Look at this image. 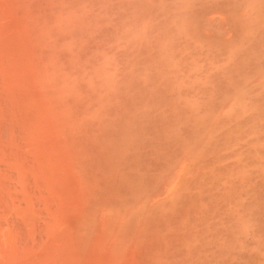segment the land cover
<instances>
[{"label": "bare ground", "instance_id": "1", "mask_svg": "<svg viewBox=\"0 0 264 264\" xmlns=\"http://www.w3.org/2000/svg\"><path fill=\"white\" fill-rule=\"evenodd\" d=\"M24 1H26V0H24ZM43 1L47 2L48 0H42V1H40V3H44ZM50 1H51V4L49 3L50 4V6L48 5L49 7L47 5H45L43 7H48V9H50V7H52L51 5L53 4L54 0L53 1L50 0ZM63 1H65V0H63ZM75 1L76 0H74V2ZM78 1L79 0H77L76 2H78ZM93 1L94 0H92V2ZM105 1H108V0H105ZM114 1H116V0H112L113 3H114ZM120 1L122 3V0H120ZM135 1H137V0H135ZM135 1H133V4ZM161 1L162 0H160L159 3ZM199 1L203 2V0H199ZM214 1L215 0H213V2ZM219 1H221V0H219ZM219 1H218V3H219ZM223 1L220 2L219 4H217V2H216L217 5L214 3H211L210 0H209V2L207 1L208 3L211 4V7H214L213 10L216 9V7L219 8V12H214L215 11L214 10L213 13L211 12L212 15L215 13L216 14L218 13L220 15L215 14L216 16L215 15L212 16L211 13H207L209 15L206 14L207 19H205V22H204L205 25L204 26L201 24V23H203L204 17H205V15L203 13H202L203 14V18H202L203 21H201V19L196 20L199 17V12H200V11H198L199 6H196V7H198L197 9H195L196 7H194V10L198 11V17H197V15H195V13L194 14L191 13V11L193 10V9H191L193 6L192 4L194 2H192V4H190V5H189V3H190L189 1H188V3L185 2V5H187V7L185 5L184 6L186 7V9L187 8L190 9V15L192 14L193 16L196 17V19H194V20H196V22L200 21L201 23L200 22L199 23L203 27L206 26L205 27L206 31L203 32V30L199 31L200 30L199 26L201 27V25L199 23H198L199 25H196L198 27H196L195 29L199 28L198 29L199 36H198L197 30H196V32L193 31V33H192V30L189 28V26H186V25H188L187 24L188 21L185 22L184 24L186 26V30L188 27L189 33L191 31L190 34H194V35H192L193 38L190 37L189 40L195 39L194 38L195 34H196V37L198 36V38L196 39V40H198L200 36L202 37V35H203L202 33H205L204 34L205 35V39H204L205 41L204 42H206L207 38L208 39L211 38L208 41H209V44L210 43L213 44V45L209 46L208 43L206 42L209 48L213 46L212 49H209V53L212 50L211 53H214V54L218 53L217 55H219L220 51H221V53H224L226 48L228 50L232 49L235 45H239V43L241 41L244 43L247 40L250 41V39L252 37V39H251L252 41L250 43H252L253 39H255L254 40V46L257 45V47L260 48L259 49L256 47L258 50L254 49L255 47L249 48L250 49L249 51H253V50L255 51L256 50V52L253 51L255 54L251 52V55L254 57V59L250 58V56H251L250 52L247 55V53H245L241 49H238L237 51L240 50L243 54L244 53L245 54L242 55L241 58L238 57L239 56L238 52L235 49L234 51L237 52V55H235V53L233 55H235V57H238V58H236L237 61L236 60H234V61L238 62L239 66L235 65V63L231 64L232 61L229 60L230 64H231L230 67H228L229 65H227V64H229L228 63L229 61L227 62L226 65L225 64L224 65L222 64L223 66L221 65L222 66L221 68L227 66L226 67L227 69L225 68V71L222 69L223 71L221 73L218 70H216V71L214 70L212 72V70H213L212 68H214V67L213 66H212V68H211V66L209 67V65H207L205 62H203L201 59L200 63L203 62V65H201V67H200V64H199L198 68L196 65V69H194L195 67H193V69H191L189 71L190 73H193V74H189L186 72L189 67H185V66L190 65L191 62L188 63L187 60L186 61L184 60V62L188 63L187 65H185L186 63L184 64V62H183L184 65H182V60H181V63H179V64L174 62L177 58L181 59L179 55L183 51H184V53H186L187 50L185 49V47L187 45V42H189V40L187 39L189 37L188 36L189 34L187 33V35H185V36H188L187 38H185V39H187V40H185L186 42L184 43V41H182L183 46H184L182 52H180L182 49V48L180 49L181 41L179 43V41L177 42V39L174 40L177 43H179V48H178V44H177L176 48H178V50H180L178 52L180 54L176 55L177 53H175V52H177L178 50L175 51L176 49H173V48H175L173 46L176 45V42L172 41V45H171V42L169 41L170 39H168L167 38L168 36L165 35L166 33L168 35V33L170 32V29L173 28V26H171V27L169 26L170 27V29H169V27L167 26V24L170 25L171 23L170 22L168 23L165 20V22L167 23L165 26H167L168 28H165V27H164L165 29L162 28L163 29L162 33H163V31H165V32L167 30H169V31L166 33L164 32L165 34H162L161 38H160V35L157 34L158 31L157 32L155 31L156 27L158 26V24H156V21H155L157 19L156 16L160 17L165 10L160 11L162 13L159 12V14L153 16L155 19L152 18V16H150L148 14L149 13V11H148L147 15H149L151 19H154V22L152 21V23H155V25H157V26H153V27H155L154 28L155 32H153V33L149 30H148L149 31L148 32L147 27H145V29L146 28L147 29L144 32H148L149 36L151 35V36L155 37V38H153L154 41L156 40V34H157V36L159 35L158 38L160 40L157 38L158 40H156L157 42L156 41L155 42L158 43L159 45L160 44L161 45L159 46L160 48L158 47V45H157V47L154 46V45H156V43L154 42L155 43L154 45H153V43H151L152 42L151 40H153L152 37L150 36L151 37V39H150L146 35L147 33H145V35L147 36V39L149 38V40H147L148 43H147V41H146V43L149 44V46L151 45L150 47H148V46H146V43H145V46L148 47L149 49L152 47V45H153V47H156V49L158 48L159 52H157L158 49L155 50L156 53H158V58H159V54L161 52L166 53L165 55H168V53L170 52V57L174 56V58L175 57L176 58H175V60L171 58V60H173V62L171 60H168L169 63L166 62V59H170V57H167L166 59L162 58V59H164L163 61L160 58L162 63H161V65H158L157 62L160 61L159 59L158 60L156 59L157 61H154L155 59H153V58H155V57L150 59L147 56L150 53L149 56L152 57L153 55H151V52H152V54H155V55H156V53L153 50L152 51L150 50L148 53L147 52L148 48L145 47L147 49V51H145L146 49L144 51L147 52L148 54H146L145 52H143V53H145L146 58L148 57L149 60H147V62H145L146 59L144 57L143 58V60L145 59L144 62L145 63H148V61H149V63L153 62L152 64L155 63V65L158 66V68L156 66V69H158V70L161 69L160 70L161 73H158L157 70L153 67L156 71V72L152 73L153 76L156 77V75L158 74L157 75L158 78L154 77L155 80L153 79L154 83L151 80L153 78V76L149 77V75L148 76L146 75L148 78H150V80H148V81H151V82H149L150 85L153 83L154 87H153V84H152V86L148 85L149 88L146 87L148 84L147 78L145 79V81H147V82L144 81L146 83V86H143L141 84L143 86V88L146 87L147 90L149 89L150 91L154 92L153 94H151L152 92L150 93V91L148 92V94L153 95L154 98L153 97L151 98L148 94H146L144 92L142 93L141 92L143 90L142 86L140 87V88H142V90L140 89L141 91L140 90L139 91L134 90L135 93H136V91L141 92V94L138 93L139 96L142 94L143 95L146 94V96L147 95L148 96L145 99H147V98L151 99V102L149 100V102H150L149 105H151V106H149L147 102H145V105H144V106H146L145 108H147V106L149 108V109L147 108V112L143 113L142 112V111H144L143 109H140L141 111H139V110L137 111L138 113L142 112L144 114V116H146V119H144L145 120L144 121V120H142V118H143L142 116H141L142 117L141 118L137 115L142 120V122H140V123L136 122L139 119L134 114H135L136 109L138 108L137 107L138 103L136 104L137 101H135V99L138 98V100L139 99L142 100L141 96L139 98V96L138 97L136 96L137 94L133 93V98H130V100L132 99L131 101L128 99H125V98L123 99L124 101L122 100L123 102L120 100L123 104L124 111H122L119 108L122 111V113H119V114H121L120 116H119V114L116 113V115H118V116H115V117H119V119H120V117L124 116L122 118V121L125 124L122 125L121 127H120V125H121L120 124L119 127H117V128H121L119 133L117 132V128H116L117 135L119 134V136H115V134H112V132H111V119L109 117L111 115V111H112L111 110V104H110L111 100L109 101L108 100L109 98L106 99L104 95L102 96V94L106 95V93H107L106 91H110V89L109 90L103 89V91H102L101 87L99 88V86L105 82L104 80H103V82H101V84L99 86H97L98 84H96V82H95V80H102V79H106L107 81L108 80L111 81V78L109 76H106V75H105L106 77L104 76V78H100V76L103 75L102 71H101L102 73H100V69L103 70V68H104V70H105V68L107 67L106 64L109 61H111V60H108L107 58L104 59L105 57H107L106 52L108 53V51L110 50L109 49L110 47L108 48L109 50L102 52L103 54L100 53V50H104V49H102L103 46H102V48L100 47L101 45H103V42H104L102 40L103 41L102 43H98L97 41H95L96 45L92 46V47H94V48H92L91 45H93L94 43H91V40L94 38H95V40L96 39L98 40V38H100L101 36L99 35L100 37H97V38L94 37L91 40H90L91 37L88 34H85L87 38L83 37L84 35L82 33L84 31H82V28L85 25H83V27H81V30L79 29L80 27L78 28L79 33H81L80 31H82L81 34L83 36L80 34L79 35L83 39L82 38L79 39L80 37L77 39L76 36H78V33L74 32V34L76 33V36H73V37H75L74 40L76 43H78L77 40L79 42L81 40V42L86 43L87 42L86 39H88L90 42L88 41V43H86V45L88 46V44H90V43H91V45H89L88 48L86 47V45H84V48L86 47L85 49L89 50V48L91 47V50H89V51H92L95 48H96V51L99 50L97 48L98 47L97 45L99 44L100 45L99 48H101L99 50V55L102 56V55L106 54V56H103L104 58L101 57V59L106 60V61L108 60L107 63H103V62H101L103 60L99 59V57L97 58L98 60H101V61H99V62H101V64H99V62L96 60L99 64V66H103L102 63L104 64V67L103 68L100 67V69L96 67L97 62L93 61L96 63V64L94 63L95 67H93V69L97 68V69H99V72L96 69L97 70L96 73H98V75L94 72L91 73V75L94 76L96 74L97 77L96 76H94V77L97 79L94 78L95 79L94 80L93 76L90 77L89 74L87 73L89 77H88V79H86V83L84 85L83 82L80 81V76L81 75L84 76L85 74L83 75V73L87 71V69H86V71H84L85 68L83 67L86 64L87 60L84 59L85 64H83L82 67H80V64L83 62H79L78 60H82V57L76 56V55H78V54L80 55V53L82 52V51L80 52L79 50L84 51L85 49L82 48L83 46L82 47L80 46L81 43L80 44L78 43L79 44L78 46H80V48H82V49H79V47H77L78 53L74 52L76 50V49L74 50V48H76V47L73 48L74 51H72L71 48L73 47L72 44L75 42H73L71 44L72 47H70L69 51H72V52L70 53V55L72 53H74V54H73V58L69 59L70 60L69 62L71 64L75 63V64H73L74 66L79 65V67L83 70L80 71L82 74L78 72L80 74V76H78V77L76 76V75H78V74H76L77 72L75 73V71H74V73H75L74 78H77V79H75L77 81V84H76L74 90H72L70 88L71 92L72 91L76 92L75 90L78 89V91H77L78 93L76 92L77 93L76 95H78V96H77V102H76V108H75L77 118H76V121L73 122L72 127L70 128L71 130H69L67 133L68 135H67L66 141L64 140L65 141L64 145H66V152L68 155V159L70 160V165H71L70 167H72L71 174H73V176H72L73 180L71 181V183H69L70 186H66L67 184L64 185V190H62L61 195L63 196L62 199L64 198V201L75 200V202L77 204L75 210L77 213L76 212H75L76 214L74 213L75 210L72 209V207H70V210H69L70 212L67 211V207L65 205H67L68 203H66L63 206L62 202L58 198L61 196H58L57 197L58 200H56V201H60V203L62 205H59L57 207L62 206V208L60 207V209H62V210H59V208L56 207V205H58L59 203L56 204L57 203L56 202L55 203L56 205H55L54 202L52 201L53 199H50V197H48L50 200L47 201L46 198H45L46 199L45 200L43 198L41 192H39V193L37 192V189H39V191H41L40 184L38 185V188L36 186L37 189H35V187H34V185L38 184L36 182L37 179L30 181L32 179V178H30V176L32 177L33 174L30 176H27L31 173L32 170H30V173H29V169L25 170V166H24V170H22L23 167L19 168V166H18L20 164H18V165L15 164L16 161H15V163H13L14 161L12 162V160L16 159V157L14 159L12 158L14 155H13L12 149L10 148L11 149L10 151H12V153L10 152V154L12 156L10 154L9 155L11 156L12 159L7 158L6 160L13 163L12 164V166L14 165L13 168H19L16 170L18 172L21 170L20 173H22L23 171L24 172L28 171V172H26L27 174L23 172L21 174V177L23 178L24 181H25V179L28 178L27 181H25V182H34V183H29V185L31 184L30 185L32 187V188L30 187L31 189L34 188V190H36L35 191L36 194L34 195L30 192L28 193V190L30 188L27 185V183H25V184L27 186L26 189H28V190L20 189L21 192L19 190H17L18 188H21L23 186V184L20 180L17 179L16 175H15L16 178H15V176H13L14 173L12 175L11 170L8 173V177H5L6 174L0 173L1 174L0 177H2L4 175L0 179L3 180L5 178L3 181L8 183L9 186H10L11 181L13 182L14 180L17 179L16 182H18V183L14 182L13 185L11 184V188H10L11 191L10 190L7 191L8 187L7 186L5 187V185H3L5 183H3L2 186L6 188L7 193L4 192V193H2V195L6 194L7 196L6 195H4V196H6L8 198V194H9L8 192L10 191L11 192L10 195H11L13 193L12 186L14 187V185H15V187H14V189L16 188L15 194H17V192L22 193V190L24 193V194L23 193L21 194L23 198L22 197L20 198L21 199L20 202L23 203L22 200L24 201V199L26 197L28 198L27 201L26 200L24 201L25 204L23 203L25 205L24 206L25 208L23 207V204L20 203V204H18V205H20V207H18L17 209H13L14 212H10V213H14V216H13V218H11L12 215H10L9 219L11 218V220L7 221L9 223H5V225L9 226L10 228H6V226L2 227V226H4L3 223L5 221L4 222L2 221L4 219V216L1 217L2 218L1 222H3V223L2 224L0 223V237L14 235L15 237H13V239L16 238L15 240L18 239L19 241H17V243H16V242H14V240H12V244H15V247L13 246L14 248L9 245L10 242L9 243L7 242L8 244L7 245L5 244L4 248H3L4 244L3 245L0 244V258L4 254L8 257V260H9V256H10V258L12 257L9 262H12L14 259H16V261H18L19 257L21 258V256H22L23 260H24V258H26L28 261L30 259V257H32L33 247L38 248L36 246L37 244L41 248L44 247V245H46V247L48 248L49 245H52L51 241L59 239L64 234L63 230L61 231L62 233L60 232L61 229H59V228H61L62 226L59 227V224L58 225H57V223L55 224L56 228L59 227L58 231L55 227H53V225H52L53 228L47 226L48 229L51 228L50 230H52V229L56 230V232H54L55 230H52L53 233H51L49 231H48L49 233L46 231L43 232L45 230L44 228H47V227H45V225H43V227L37 226V222L39 224L38 220H39V218H41L40 216L42 214L45 215L44 211H47V209H52V210H54V212L50 210L49 211L50 213L48 211L46 213L50 214V216H54L53 218H55V215H51V214L57 213L55 211H59L58 214H56L59 216H61V214H59V213H61V212H62V214L65 213L64 215H66V218H67V215L69 216L70 213H72V210H74L73 214H75V217H71V219L69 217V219L71 220V223L73 221H75V222H73L74 225L70 224L71 226L73 225V227H71V229H70V226H69V228L67 227L69 230L66 232H65V228L62 227L64 229L66 236L64 235L62 237V239L57 240V242L60 241V244H62V246L58 245V243L56 244L55 242H53V244L54 243L56 244V245L54 244L56 248H54L53 245L49 247V248H51V250H52V247H53V249H57L56 251L54 250L56 253H54L53 250H52V252L49 251L50 253H54V255L56 256V257L55 256L54 257L56 259L54 258V260H52L51 257H48V256H47L48 258H46L45 255L42 254L43 256H39V255L37 256V258H38V260H37V258L34 257L35 256L34 255L33 256L34 258H31L30 262L29 261L25 262L26 264H28V263L31 264V262H33V264H34L35 261H37L36 263L38 264L39 263L38 261L40 260V258L42 260L43 257L46 258V260H45V258L43 259L46 261V264H48V263L53 264L52 261L54 262V264L60 263V260H62V259H63L62 261H64V262H66L68 260L69 264H264V106L262 105L264 103H262V101H261V100H264V75H261L259 77L256 76L257 74L260 73L259 70L264 71V0H256V1L254 0V3L257 2L256 6H255V4L253 5V4L249 3V2L253 3V0H249V2H248L251 6L246 2L247 3L246 6L250 7V9H253V8H251L252 5L256 7L255 11L254 10H253L254 12L252 11L254 20L251 19V17L248 18L249 16H246L245 15L246 13H243L244 9H246V10L249 9L246 7L244 8L245 3L243 5V0H240V1L238 0L237 5L235 4L236 2H234V4H232V6L230 4L231 2L233 3L232 0L230 3H229V0H226V1H228V3L225 2V0H223ZM234 1H236V0H234ZM241 1H242V3H240V4L243 5L242 7L244 8L242 11L240 10V9H242V7L238 8V6H241L239 4V2H241ZM26 2L27 3L23 2L25 4V5L24 4L23 5L25 8H28V10L31 9V5L35 3V1H33V0H32V3H30L29 0H27ZM57 2L54 3L57 6L62 3V2L59 3L60 2L59 1L57 4ZM67 2H69V1L66 0V3ZM74 2L73 3L69 2L68 4L69 5L71 3L76 4V2L75 3ZM84 2H86V0H84L82 4H84ZM87 2H89V0H87ZM94 2H98V1L95 0ZM94 2H93V6H91V8H89V9H88L89 6H87V5H89L91 3V1L89 2V4L85 5V7H87V9L90 10L89 13H91V11L95 12L97 10V8H100L101 6H102V8L104 7L105 9H107L108 3H109L108 2L107 5H106V3H104V5H106V7H105L103 5H100V3L102 4V1L100 0V2H98L100 7H96V9H95ZM112 2L109 3V6ZM124 2L125 1H123V3ZM139 2L140 1H138V3L136 2L137 4H135V6L139 5L141 7ZM144 2L142 1V3H144ZM146 2H147V0H146ZM150 2H151V4L153 3V1H150ZM167 2L165 4H168ZM171 2H172V0L170 1V3ZM175 2L177 3L176 0H175ZM180 2L182 4H184V2H182L181 0L178 1L179 4H180ZM202 2H200L198 4L194 3V6L200 5V8H203L204 5H207V2H205V0H204V3H202ZM15 3L18 4L17 2H15ZM36 3H37L36 9L33 8V6H34L33 5L32 6L33 9H31V10L32 11L37 10V8H38L37 11L38 12L41 11V13H43L42 11L45 9L44 13L46 12V14L43 13V15H46V16L48 15V17H49V14L51 15V13H53V12H55L54 14L58 15L56 12L59 11L60 9L62 11V9H63V8H61V7H63V5L62 6L59 5V6H61L60 9L56 8L57 9V11H56L55 8H53V9L51 8L52 11L50 12V11H46V10H48L47 8L39 7V5L40 6H42V5L39 4L38 1ZM63 3L65 4L64 6L68 7V4L66 5L65 2H63ZM128 3L125 2L123 5H121L120 3L119 4L122 6V9H123V8H125L123 6L128 5ZM155 3H153L154 6L156 5V6H158V8H162L161 5H163V7H164L163 2H162V4H159L161 7H159V5H157ZM173 3L170 5L168 4V5L170 7H172ZM176 3H174V5L178 6ZM26 4H27V6L29 4L30 7H26ZM47 4H48V2H47ZM146 4L147 3H145V5ZM202 4H203V6H202ZM210 4L207 5V8L209 7ZM223 4H224V6H223ZM116 5L118 6V4H116ZM130 5L132 6V4H130ZM130 5H128V6H130ZM147 5H149V4H147ZM229 5H230V7H228ZM233 5L235 7H233ZM14 6H16V5H14ZM71 6H73V5H71ZM76 6H79V3H77ZM121 6H119V10H120ZM167 6H165V7L168 9L169 7H167ZM176 6H174V8H172V9H177V8H175ZM10 7H11V5H10ZM24 7H23V9H24ZM80 7L73 9V11H76V9H77L76 16H77L78 12H80V14H81L80 9L84 8V10H85V7H83L81 5H80ZM142 7H144V6H142ZM182 7L183 6H181V8ZM211 7H209V8H211ZM40 8H42L43 10H40ZM72 8H70V6H69V8H67V9L72 10ZM92 8H94V10ZM128 8L129 7H127V10L121 9L125 13V15H127L125 10L128 12V10H129ZM131 8H130V10H131ZM151 8L153 9V7H151ZM151 8H149V10ZM112 9H113V7H112ZM114 9H115V6H114ZM169 9H171V8H169ZM203 9L202 10L200 9V10L203 11ZM71 10H70V12L72 13ZM109 10H110V8L107 11H109ZM116 10L118 11V9H116ZM116 10L115 11L113 10V11L117 12ZM153 10H151L152 13H153ZM156 10H158V9H156ZM156 10H154V11H156ZM171 10H169V11L171 12ZM182 10L183 9L180 10L181 14H182ZM15 11H14V14H15ZM22 11H24V10H22ZM37 11H36V13H37ZM158 11H157V13H158ZM169 11H165V13L168 12V14L170 15L171 13ZM184 11H185V8H184ZM206 11L208 12L209 10L206 9ZM48 12H50V13L47 14ZM63 12H64V10H63ZM83 12L84 11H82V13ZM86 12L87 11H85V14H86ZM96 12H98V10ZM100 12H101V10H100ZM120 12H117L118 15L123 14V12L122 13H120ZM132 12H134V11H132ZM146 12H147V10H146ZM174 12H175V10H174ZM186 12H185V14H186ZM194 12H196V11H194ZM34 13H35V11L32 12V14H34ZM66 13H69V12L66 11ZM95 13L93 14V16L100 14L99 12H98L99 14H95ZM105 13H107L106 10H105ZM117 13H115V14L117 15ZM134 13H136V12H134ZM143 13H145V12H143ZM165 13H164V16L166 15V19H168L169 15L167 17V14H165ZM178 13H179V11H178ZM178 13L176 14V17L178 15ZM187 13L189 14V12H187ZM101 14H103V13H101ZM181 14H179V15H181ZM202 14L200 12V17H202ZM248 14H249V12L247 13V15ZM39 15H40V13H39ZM41 15L39 16L41 18L37 17V19L39 18V20H42L43 19L42 17H46V16H41ZM64 15H61V17L58 15V17H60V19H61L62 16L64 17ZM69 15H71V14L69 13ZM87 15H89V14H87ZM87 15H86V19L83 18L82 21L87 20V18H88ZM108 15H109V13H108ZM110 15H112V13ZM125 15L123 14V16H125ZM131 15L134 16L133 14H131ZM251 15H252V13H251ZM34 16H36V14ZM37 16H38V14H37ZM72 16L76 17L75 15H71L69 17H72ZM106 16H104V17H106ZM137 16H139V15L137 14ZM140 16H142V15H140ZM174 16H175V14H174ZM174 16H170V17H173V19L170 18L171 22L174 20H179L180 16H178V19L176 17H175L176 19H174ZM193 16H189V18H195ZM209 16H210V18H209ZM48 17H46L47 20L50 19L52 16L49 18ZM54 17H52V18H54ZM84 17H85V15H84ZM99 17H101L103 19V15H101V16L99 15ZM114 17L112 16V20H114L116 22V20H117L116 17L120 18L121 16L120 17L116 16L115 17L116 20L113 19ZM126 17L127 16H125V18ZM184 17H186V15ZM184 17H182V18H184ZM26 18H28V17H26ZM90 18L92 19L91 15H90ZM90 18H88V19H90ZM95 18L96 19H93L94 21L98 20L97 16H95ZM106 18L109 19L111 17H106ZM106 18H105V22H106ZM127 18H129V19H127V22H124V23H121L123 21V20L121 21L122 18H120L121 22L119 21V19L117 21H119V23L121 25L123 24L125 26V27L122 26L123 28L128 29L129 26L127 24H130V23L133 24L132 21H130L131 20L130 19L131 18L130 13H129V16ZM134 18H135V16H134ZM134 18L132 20H134ZM140 18H139V20L142 21L143 18L142 17H140ZM162 18L157 19V23H159L158 22L159 20L164 19V18L163 19ZM189 18L186 17L184 19V21L188 20ZM247 18L250 22L251 21H253V22L248 23L249 21L247 20ZM100 19L98 20L99 23H100ZM137 19H138V17H137ZM145 19H147V16H144V19L142 21L144 25H146V23H144ZM27 20H29V18ZM30 20H32V19H30ZM50 20H53V19H50ZM56 20H54V21H56ZM66 20H64V23L67 22ZM80 20H81V17H80ZM128 20L130 23H128ZM107 21H109L108 23L110 24V19ZM114 21L112 22L113 27L116 24ZM135 21H133V22H135ZM189 21H192V20L189 19ZM30 22H32V21H29V23ZM42 22L41 23L43 25L46 21H42ZM75 22H77V21H75ZM102 22L103 21L101 20V23ZM142 22H139V23H141V25H142ZM145 22L149 23V20H145ZM163 22L164 21H162V23ZM179 22H181L183 24V20L181 21V18H180ZM32 23H30V25H32ZM52 23H53V21H52ZM90 23H89V25H91L90 28H93V27L97 28L98 27V26H96L97 21L95 22V25H92ZM99 23H98V25H99ZM108 23H106V24H108ZM160 23H159V25L162 26V24H160ZM175 23L176 24H174V26L181 24L178 22H175ZM191 23H190V25H191ZM36 24H37V22H36ZM58 24H61V23H58ZM58 24H55V25H58ZM75 24H77V23H75ZM80 24H82V23H80ZM80 24L78 23V26H80ZM163 24H165V23H163ZM182 24H181V26H182ZM38 25H40L39 22H38ZM62 25L63 24H61L60 27H62ZM119 25H117V26H119ZM144 25H143V27L142 26L141 27L144 28ZM192 25L193 26H190V27H195L194 23ZM252 25H253V27L255 26V28H252ZM50 26H52V25H50ZM72 26H74V25H72ZM75 26H77V25H75ZM75 26L72 28H74V30L76 31ZM87 26H86V28H89V26L88 27ZM126 26H128V27H126ZM134 26H136V25H134ZM146 26H148V25H146ZM161 26H159L157 28H161ZM181 26H180V28H181ZM185 26H182V28L183 27L185 28ZM38 27H39L38 29H40V26H38ZM43 27L46 28L45 25L42 26V28ZM58 27H59V25H58ZM100 27L101 26H99V29H100ZM122 27H121V29L117 28V31H118V29H119V31L122 30L123 29ZM137 27H140V26H137ZM148 27H150V24ZM151 27L149 28L150 30H151ZM203 27H201V28L203 29ZM59 28H58V30H59ZM65 28L67 29V27H65ZM107 28L106 29L104 28L106 30V32H110L113 29L111 27L112 29L111 30L108 29L110 31H107ZM182 28H181V30L184 29V28L183 29ZM205 28H204V30H205ZM131 29L133 31L134 27H132ZM131 29L129 30L130 33H131ZM177 29H179V28L177 27L175 29V33H178V35L182 34L180 36V37H182L183 33L180 30L181 34H179L178 31L176 32ZM192 29L194 30V28H192ZM251 29H253V31H255V33H252L253 31ZM40 30H38V32ZM55 30H57V29H55ZM67 30H69V27ZM143 30H141V31H143ZM186 30L184 29V31H186ZM49 31H52V30H49ZM70 31H72V29ZM90 31L96 32L93 29ZM117 31H115V32H117ZM122 31H123V33H125V35L128 32L126 29H124ZM122 31H120V32L122 33ZM124 31H127V32H124ZM138 31H140V30H138V28H137V32ZM1 32L2 31H0V33ZM59 32H60V30H59ZM62 32L65 34L64 31H62ZM87 32H88V30H87ZM94 32H90V33L94 34ZM106 32L103 31L101 33L107 34ZM112 32H114V31H112ZM112 32H110V34H112ZM135 32L136 31H133V33H135ZM150 32L152 34H150ZM171 32L174 33V30L172 29ZM171 32L169 34L173 38L177 36L175 34L172 35ZM249 32H251L250 35H249ZM4 33H6V32H4ZM51 33H53V32H51ZM99 33H100V31H99ZM133 33H131V34H133ZM158 33H160V31ZM45 34H47V33L45 32ZM56 34H54V35H56ZM67 34L68 33H66V35ZM74 34H72V35H74ZM96 34H97V32H96ZM116 34L120 35V34H118V32ZM153 34H155V36ZM253 34H254V38H253V36H251ZM54 35H52L51 37H53ZM59 35H61V33ZM114 35H115V33H113L112 37H114ZM121 35H123V34H121ZM136 35L138 36L137 33L134 36L136 37ZM163 35L166 36L165 39H163L164 38ZM248 35H249V37H248ZM48 36H50V35H48ZM69 36L71 37V34ZM94 36H95V34H94ZM128 36H129V34L127 36H124V37H128ZM132 36L130 35L129 37L132 40L133 39L135 40V37L133 38ZM55 37L57 38V36H55ZM62 37L64 38V35H62ZM116 37H118V36H116ZM116 37H114V38H116ZM124 37L121 36L118 38L123 40L122 41L123 44L125 43V45H123V47H126V49L129 50V48L131 47V44H133V43L129 41V39H130L129 38V39H126L127 40L126 42L128 44L130 42L131 44L130 45L126 44V42H124L125 41ZM68 38L66 39L68 41L73 39V38H69L70 39L69 40ZM101 38H104V40L107 43V39H105L106 37H103V35H102ZM107 38H108V36H107ZM118 38L116 41H119ZM212 38L218 39V42H219V40L222 41L221 47L219 46V43H217L218 47L215 46L216 49L220 48L218 50V52H216V53L214 52V51H216V49L214 47V43H213L214 40L211 41ZM60 39H62V38H60ZM109 39L111 42V37H109ZM136 39H137V37H136ZM162 39L163 40L168 39L167 41H169V42L163 41V43L164 44L169 43L171 46L169 44L168 45H169V48L171 50L168 48V49H165L164 51L160 52V49L162 50V47H163V49L166 48L164 44L159 42ZM200 39L203 40V38H200ZM245 39H247V40H245ZM11 40L12 39H9V41H11ZM54 40H56V39H54ZM82 40H86V41H82ZM182 40H184V37ZM196 40H195V43L196 42L199 43L201 41V40L200 41H196ZM62 41H63V39H62ZM135 41H134V43H135ZM149 41L151 44L149 43ZM249 41H247V42H249ZM54 42H57V41H54ZM64 42H62V43H64ZM92 42H94V40H92ZM110 42L108 40L107 45H109ZM191 42H192V40H191ZM236 42L238 44H236ZM3 43H5V42H3ZM36 43H38V44L40 43V45H42L41 42H36ZM52 43H53V41H52ZM228 43L230 44V46H231V43H233V44L235 43V45H233L231 48H229L230 46L225 47V45L228 46ZM30 44H31V42H30ZM38 44H37V46L39 47ZM46 44H48V42H46ZM53 44L55 46V43H53ZM194 44H192V45H194ZM203 44L202 45L199 44L197 46V49L199 48L198 50H196L197 52L203 48L202 47ZM58 45H59V42H58ZM107 45H106V48L108 47ZM127 45L130 47H127ZM168 45H167V47H168ZM192 45H190L192 48V51H191V49H188V48H190V47H188V45L186 48L188 50H190L191 52H193V54L194 53L196 54L197 52H194L195 50L193 51V49L196 48L197 44L194 47ZM200 45L202 48L199 47ZM207 45H204V47L206 46L205 49H207V51H208ZM243 45L244 44L242 43V47H243ZM247 45H249V44H246L245 46L247 47ZM1 46L2 45H0V47ZM42 46L46 47V45H44V44ZM61 46L64 47V45H61V42H60L59 47H61ZM75 46H77V45H75ZM250 46L251 45H249V47ZM52 47H53V45H52ZM239 47H240V45L238 46V48ZM242 47H240V48H242ZM19 48H20V46H19ZM56 48H57V46H56ZM235 48H236V46H235ZM243 48H245V47H243ZM7 49H8V47H7ZM46 49H48V47ZM52 49L50 48V50H52ZM54 49H55V47H54ZM35 50H38V48ZM88 50H85L86 53L89 52ZM166 50H170V51L167 53ZM228 50H226V53L230 52ZM40 51H41V48L39 49V52ZM44 51H46V50H44ZM52 51L54 52V50H52ZM52 51H49V52L53 53ZM58 51H59V49H58ZM69 51H68V49H66L65 53L68 54ZM113 51L111 50L112 54H113ZM121 51H122V53H125L126 50L122 49ZM190 51H187V54L190 53L188 55H191ZM200 51H199V54H200ZM240 51H239V53H240ZM245 51L247 52V50H245ZM0 52H3V51H1V48H0ZM21 52H22V50H21ZM116 52H118V51H116ZM130 52H131L130 50H129V52H127V53H129V56L131 54ZM45 53H43V54L46 55ZM56 53H57V51H56ZM75 53H77V54L75 55ZM83 53H81V54H83ZM89 53L86 55V58H89V56H90ZM122 53L118 52L117 55H116V53L113 55L117 56V60L119 61L118 63H121L124 65V63H126L127 61L130 62V61L129 60L123 61L124 60L123 58L128 57V56H126L128 54L125 53L126 55L124 54L125 56L124 57L122 56L123 57L122 59L119 58L121 60V62H120L118 57H120L122 55ZM162 53H161V55H162ZM164 53L162 55L163 57H164ZM211 53L207 55L208 59H209V56L212 57ZM221 53H220V55H221ZM231 53H233V51ZM66 54L62 58L67 62L66 63L67 66H69V65L71 66V64H69V62L67 61L68 58H70V55L68 57ZM93 54L94 53L92 52L91 56ZM199 54L197 57H199ZM201 54L202 55L205 54L204 56H202V58L206 57V52L205 53L202 52ZM8 55H6V56H8ZM59 55L61 56V54H59ZM227 55L225 56V54H222V56H225L224 60H226V61L228 59ZM231 55L232 54H230V56ZM74 56H76V57L74 58ZM182 56H184V54H182ZM185 56H186V54H185ZM10 57H11V55H10ZM10 57H7V58L10 59ZM65 57H67V60ZM78 57L81 59H79ZM108 57L110 59V55H108ZM186 57L184 59H186ZM189 57H192L191 60H193V61L196 58V56H193V55L188 56L187 58H189ZM217 57H219V56H217ZM233 57L234 56H232L231 58H233ZM43 58H45V56ZM47 58H45V60L50 61L48 56H47ZM57 58H59V60H60L61 57H57ZM62 58H61V60L63 61ZM93 58H95V57L93 56ZM212 58H214V57H212ZM212 58H210V61H212V63H214ZM220 58H222V57L220 56ZM74 59H76V62L78 61V63H80V64H78L76 62H71L72 60L75 61ZM90 59H91L90 61H92V57ZM238 59H239V61H238ZM59 60H56V61H59ZM216 60H217V58H216ZM218 60H219V58H218ZM218 60H217V64L221 63V62L218 63ZM221 60H223V59H220V61ZM47 61H45V62H47ZM62 61H61V63H62ZM88 61H89V59H88ZM122 61L124 63H122ZM138 61L140 62V60H138ZM188 61H190V59ZM196 61H197V63L199 62L198 58ZM226 61H224V63ZM13 62L17 63V61H13ZM42 62H44V61H42ZM42 62L40 64H42ZM52 62L51 63L47 62V63H49L51 65V64H53ZM115 62H116V64H118L117 61H115ZM128 62H127V64H128ZM14 63H13V65H14ZM61 63L59 66H61ZM131 63H132V61H131ZM88 64H93V63L88 62ZM109 64H107V65L110 66ZM121 64L115 65V67L117 66V69H119V68L124 69L125 68V70H126V67H125L126 64L124 67L122 65V68L119 66ZM152 64H148V65L150 66ZM54 65H55V63L53 64V66ZM63 65H65V64H63ZM145 65L146 64H144V66ZM205 65H207V67H208V68L206 67L207 72H208L209 68L212 70H211V73H208L206 76L204 75L205 78H202L204 80H202V79L200 80L198 78V76L201 75L202 72H206V71H202V66L205 67ZM219 65H217V66H219ZM89 66H91V65H89ZM149 66L146 65L147 69L150 68V70H151L152 67H149ZM6 67H7V65L5 66V68ZM73 67L71 66L70 69ZM85 67L88 68L87 65ZM146 67H145V69H146ZM190 67L192 68V66H190ZM46 68H48V66ZM51 68H49V69H51ZM59 68H55V69L59 70ZM61 68H62V66H61ZM91 68L92 67H90L89 69H91ZM142 68H143V65H142ZM216 68L219 69V67H216ZM39 70H40V68H39ZM72 70H74V68ZM150 70L148 69V71H150ZM203 70H204V68H203ZM61 71H58V72H61ZM65 71H66V69H65ZM67 71H68V69H67ZM82 71H84V72H82ZM106 71H110V72H106ZM106 71H104V72L108 73V75L110 74V76H111V69L108 68V70L106 69ZM123 71L121 70V72H123ZM49 72H47L48 75H49ZM69 72L72 73L71 71H69ZM69 72H67V73L69 74ZM118 72L120 73V70H118ZM4 73L6 74L5 71H4ZM4 73L2 75H4ZM56 73H57V71H56ZM99 73L102 75H100ZM145 73H143V76H145L144 75ZM262 73H264V72H262ZM262 73H260V74H262ZM9 74L8 75L6 74L7 78H5V79H8ZM57 74H59V73H57ZM116 74H117V72H116ZM52 75H53V73H52ZM126 75H127V73H126ZM51 76H50V78H51ZM56 76H54V77L56 78ZM117 76H118V74H117ZM124 76H125V74H124ZM124 76L121 78H125L124 81H126V78H128L127 77L128 75L125 77ZM185 76H187V77H185ZM201 76L203 77V75H201ZM42 77H43V75H42ZM46 77H48V76H46ZM68 77H70V76H68ZM107 77L110 79H107ZM257 77L259 80L257 79ZM50 78H47V79H50ZM82 78H85V77H82ZM82 78H81V80H82ZM9 79L11 80V78H9ZM38 79H40V78H38ZM38 79H36V80H38ZM41 79H43V78H41ZM53 79H52V81H53ZM68 79H70L71 82L74 81L71 78H68ZM131 79H132V77H131ZM135 79L136 78H134V80ZM57 80H59V79L57 78ZM57 80L53 81V82L57 83ZM83 80L85 82V79H83ZM9 81H8L7 85H9V83H10ZM78 81L81 82L80 85H79ZM110 81H108L109 83H107V82H105V83L111 84ZM121 81L119 80L118 82L120 83ZM2 82H3V80H2ZM50 82H48V84L52 85V83H50ZM58 82H60V81H58ZM54 83H53V85H54ZM65 83H63V85ZM73 83H75V82H73ZM131 83L132 82L130 81V85H131ZM45 84H46V82H45ZM70 84H72V83H70ZM107 84L105 86H107ZM120 84L122 85L123 81ZM135 84H137V82H135ZM12 85H13V83H12ZM43 85L44 84L42 83V86ZM49 85H48V88H49ZM61 85H60V88H61ZM72 85L74 86L75 84H72ZM77 85H79V86H77ZM128 85H129V83H128ZM65 86H68V85H65ZM108 86L110 87L111 85H108ZM9 87H11V86L9 85ZM12 87H14V85ZM58 87H59V85H58ZM152 87L155 90L154 89L152 90ZM20 88L18 89V93H19ZM15 89L13 91L14 93H15ZM23 89H24V86H23ZM100 89H101L102 93L100 92ZM132 89H134V88H132ZM45 90H48V89H45ZM54 90H56V89H54ZM104 90H106L105 93H104ZM147 90H145V92ZM8 91H11V90L5 91V92H7L8 96H9L10 94L8 93ZM16 92H17V90H16ZM66 92H68V91H66ZM37 93H40V91ZM116 93L118 94L119 91ZM0 94H2V93H0ZM15 94H17V93H15ZM15 94H13V95L15 96ZM69 94H70V92H69ZM134 94L136 97L134 96ZM66 95H67V93H66ZM4 96H5V94H4ZM14 96H12L11 105H13V103H14L13 107H16L17 104L21 105L19 103H17L15 105V102H17V100H15L13 102ZM47 96H49V95L47 94ZM6 97H7V95H6ZM10 97L11 96H9L8 98H10ZM55 97L57 98V96H55ZM116 97H118V96H116ZM134 97H135V99H134ZM16 98H19V97H16ZM22 98H24V97H22ZM49 98H51V97H49ZM3 99H4V101H6V104H5V102L4 103L0 102V106L5 104L4 106H2V108L4 107L5 110L3 111L1 109V107H0V109L4 113H6L7 111H9L8 108L5 107L6 105L8 106L7 103H8L9 99L7 100L5 97L0 98V100H2V101H3ZM145 99H144V101H148ZM120 101H119V103L118 102H116V103H118V105H120V107H121L122 104H120L121 103ZM134 101H135V103H134ZM259 101H261L260 102L261 104L258 103ZM22 102H20V103H22ZM146 103H147V105H146ZM256 103H258V104H256ZM135 104H136L137 108L134 111L133 107H135L134 106ZM18 105L15 109L19 108ZM140 105H142V103H140ZM140 105H138V106L140 107ZM6 108H7V110H6ZM10 108L11 109L9 112H11V110L14 109L12 107H10ZM23 108H21V109H23ZM115 108H116V110L118 109V107H116V106H115ZM140 108H143V105ZM120 110H119V112H121ZM130 110H132V111L130 112ZM13 111H15V110H12V113H13ZM4 113H3V115H4ZM12 113H11V115H13ZM112 113H113V111H112ZM142 113H140V115H143ZM7 114L9 115V113H7ZM113 114H115V113H113ZM106 115H108L109 118ZM129 121L131 123H129ZM0 125H1V122H0ZM9 126H10V124H9ZM114 126H116V124ZM0 127H1L0 130L3 129L2 125ZM114 128L115 127H113V129ZM2 132H4V131H2ZM12 132L14 133V130ZM114 133H115V131H114ZM111 134L114 135L112 138V141H111ZM6 136H8V135L6 134ZM6 136H4L3 138H6ZM3 138L2 139L0 138L1 142L3 140L4 141L7 140V139H3ZM8 139L10 140V137ZM9 140L6 142L10 143ZM2 144L0 147L4 148L5 144H3V145ZM17 144H18V142H17ZM12 145H14V144L12 143ZM27 145H28V143H27ZM6 147H7V145H6ZM15 148L16 147H14V149ZM6 150H7V148H6ZM6 150H5V148L3 149V151H5V152H6ZM5 152H3V153H5ZM0 155H1V152H0ZM3 155H1V156H3ZM15 156H17V155H15ZM15 165L18 167H16ZM59 167H60V165H59ZM33 171H35V169H33ZM9 174L12 175L13 180L11 178V175L9 176ZM24 174H26L25 176L27 178H24L25 177V176H23ZM35 174H36V172H35ZM37 175L38 174H36V176ZM69 178L67 180H70ZM7 179L10 180V183L8 182ZM38 179H39V177H38ZM0 182H1V180H0ZM35 182L37 184H35ZM18 184H21L22 186L20 185L21 187H18L19 186ZM46 186H47V184H46ZM48 187H49V185H48ZM22 188H24V186ZM46 188L47 187H45V189ZM0 189H2V188L0 187ZM47 189L44 190L45 196L48 194ZM58 190H60V189H58ZM2 192H3V190H2ZM37 193L39 194V196L41 195L42 201L44 200L46 203L48 202L46 204L43 201L44 203H42V209H45L44 206H46V207L48 206L47 209L43 211L41 209V205H40L41 203L38 206L39 200L38 201L36 200L38 202L37 206L41 210V212H40L41 215L39 217L37 216V215H39V214H37L38 208L35 209L36 206L34 205L35 210H32L33 207L29 206V204L31 202H34L33 200H35V197H33V199H32V196H36ZM52 193H54V192H52ZM15 194L14 193L12 194V195H14L13 197H15ZM25 194H28V195L26 196ZM10 195H9V197H10ZM12 195H11V197H12ZM23 195L26 197L24 198ZM58 195H59V193H58ZM17 196H19V194H17ZM3 197L1 196L0 198H3ZM5 198H3V200L2 199L0 200L1 206H2ZM36 199H38L37 196H36ZM7 200L10 201L9 198ZM14 200L15 201H13V202L16 203L17 202L16 197L14 198ZM6 201L3 204L2 210L6 209V211H7L6 206L8 205L12 208V206H11L12 203L8 204V201H7V203H6ZM28 201H31V202L26 204V202H28ZM50 201H52V202H50ZM17 203H19V202H17ZM73 203H74V201H73ZM49 204H51V206ZM52 204L55 205L56 208H54V206ZM30 205L33 206V203H31ZM49 206L52 208H49ZM13 207H15V204ZM0 209H1V207H0ZM8 209H9V207H8ZM56 209H58V210H56ZM63 209H65L66 212ZM63 211H64V213H63ZM32 212L34 213V215ZM64 215H62L61 217L57 216L58 220L55 222H58V221L60 222L59 219L62 220V217ZM34 216L38 217L37 221H35ZM45 216H43V217H45ZM71 216H72V214H71ZM51 218H48V219H50V221L48 219L43 218V219L47 220L44 224L48 225V222H51ZM72 218H75V220ZM6 219H8V218H6ZM65 220H67V219H65ZM63 221L64 220H62V223H60V225L61 224L67 225L66 223H63ZM55 222L53 221V223H55ZM68 222H70V221H68ZM40 224H42V223L40 222ZM64 227H66V226H64ZM36 233H37V235H36ZM39 233H42V234L46 233V234H44L45 236H42V237L43 238L46 237V239L48 238V240H49V238H51L50 239L51 243L50 242L48 244L43 243V240H45V239H41L42 237ZM58 234H59V236H58V238H56ZM35 235L37 236V239H36ZM38 236H39V238L41 237L40 239L42 241L39 240ZM6 238H8V237H6ZM8 240H10V239H8ZM61 240H62V242H61ZM36 241H38L39 243ZM9 246L12 247L13 250L17 251L19 254L15 252V255H19V256L10 255V253H12V249ZM57 246H59V247H57ZM8 247L10 248V251H9ZM46 247L42 248V249H45L44 251H46V249H47ZM36 248H34V253L38 252V251H35V250H37ZM49 248H48V250H50ZM59 251L62 252V254L65 253L64 255H67V256L66 257L63 256ZM6 252H10L9 256L7 255ZM40 252H41V250H40ZM42 252H43V250H42ZM46 252H48V251H46ZM57 253L59 255H61L62 259L60 258V256ZM6 256H4L5 257L4 264L5 263L8 264V260H7V262H5L7 259ZM14 257H17V258H14ZM49 258L52 261L50 260V262L49 261L47 262V260H49ZM57 258L59 259V262H58ZM64 258L65 259L68 258V259L65 260ZM22 259H20L21 261L18 262V264H23V263H21ZM32 259H33V261H32ZM14 261L12 262L13 264H14ZM45 261H42L43 264H45ZM0 264H2V263L0 262Z\"/></svg>", "mask_w": 264, "mask_h": 264}, {"label": "rangeland", "instance_id": "2", "mask_svg": "<svg viewBox=\"0 0 264 264\" xmlns=\"http://www.w3.org/2000/svg\"><path fill=\"white\" fill-rule=\"evenodd\" d=\"M10 1H11V2H10ZM21 1H22V2H21ZM26 1H27V0H26ZM26 1H24V0H19V1H18V0H17V1H16V0H0V27H1V28H0V31H2V32L0 33V40H1V41H0V45H2L0 48H1V51H3V52H0V53H1V54H0V64H1V65H0V68H1V69H0V70H1V71H0V72H1V73H0V75H1V76H0V83H1L2 80H3V82L0 84V89H1V90H0V93H2V94H0V98H4V97H5V98L7 99L9 96H11L10 98H8L9 100L7 99V100H8V103H7L8 106L6 105L5 107H7L9 111H10V109H11L10 107L14 108V109H12V110H15V111H13V113H12V110H11V112L7 111L6 113H4L3 111H4L5 109H4V107L2 108V106H4V105L6 104V101H4V99H3V101L0 100L1 103H4V102H5V104H3V105L1 104L2 106H0L1 109L3 110V111H1V109H0V122H1V125L3 126V127H2L3 129H1V130L4 131V132H2V131L0 130V138L2 139L4 136H6V134L10 137V140L8 139V138H9L8 136H6V138H3V139H7L6 141L9 140L10 143H9V142H6V141H4V140L1 142V140H0V146H1V144L3 143V144H5V145H4V146H5V147H4L5 150H6V148H7V150H6V152H5V151H3L4 148H1V147H0V148H1V149H0L1 155L4 154L3 156L0 155V157H1V158H0V159H1V160H0V162H1V163H0V168H1V169H0V173H1V174H6L7 176L5 175V177H8V173H9L10 170H11L12 175H13V173H14L13 176L16 175V176H17V179L20 180V181L22 182L23 186H24V188H22L23 186H22L21 184H18V185H19L18 187H21V186H22V187H21V188H18L17 190H19V191H20V189L28 190V189H26L27 186H26L25 183H27V185L29 186V188L31 187V186H30L31 184L29 185V183H34V182H25V181H27V179H28V178L25 176V175L27 174L26 172H28V171H25V172L23 171L24 173H26V174L23 175V176H25L24 178H27V179H25V181H24L23 178L21 177V174H22L23 172L20 173L21 170H20L19 172L16 170V169H19V168H22V167H23L22 170H24V166H25V170H26V169H29V173H30V170H32L31 173H30L29 175H27V176H30V175L33 174L32 177L30 176V178H32L30 181H32V180H34V179H37V181H36V180H35V181H36L38 184L35 182V184H37V185H34V187H35V189H37V188H38V185L40 184L41 191H39V189H37V192H38V193L41 192V194H42V196H43L44 199L46 198L47 201L50 200V199H53L52 201L54 202V204H55L56 202H57L56 204L59 203L58 205L55 204L56 207L59 206V205H62V204H63V206H64L66 203H68L67 205H68L69 207H68L67 205H65V206L67 207V211L70 210V207H72V209L75 210V209H76V206H77L75 200H72V201H71V200L64 201V198L62 199L63 196L61 195L62 190H64V185L67 184L66 186H70L69 183H71V181L73 180V179H72L73 174H71L72 167H70V166H71V165H70V160L68 159V155H67V152H66V145H64V144H65L64 142H65L66 139H67V135H68L67 133H68V131L71 130L70 128L72 127L73 122L76 121V118H77V114H76V109H75V108H76V102H77V96H78V95H76V94L78 93V92H77L78 89L75 90V91L77 92V93H76V92H74V91L71 92V91H70V88H71L72 90L75 89V86H76V84H77V81L75 80V79H77V78H74V77H75V73L77 72V73H76V74H78V75H76L77 77L80 76L79 73H81L80 71L83 70V69H81L80 67H82V65L85 64V63H84V62H85L84 59L87 60V61H88V59H89L88 62H92V63H93V64H88V62L86 61V64L83 66V67L85 68L84 71H86V69H87L86 72L82 71V72H84L83 75H84V74H85V75H84V76L81 75L82 77H85V78H82V77L80 76V81L83 82L84 85H85V83H86V79H88L89 76H90V77L93 76V75H91V73H93V72L96 73L97 70H98V72H99L100 67H102V68L104 67V64H103V63H107L108 60H111V61H109V62L107 63V64L110 63V64H109L110 66H108V65L106 64V66H107L108 68L111 69V76H110V74L108 75V73H105V72H104V71H106V69L108 70V68H107L106 66H105V67H106L105 70H104V68H103V70L100 69V73L103 72V73H102L103 75L99 73L100 75H102V76H100V78H104L105 75H106V76H109V77L111 78V81H110V80H108V81H110L111 84H107V83H109V82H108L106 79L95 80V79H97V78H95L94 76H96V74L98 75V73H96V74L93 76V79L95 78L94 80H95L96 84H98L97 86H99V85L101 84V82H103V80H104L105 82H107V83L104 82L105 84L103 83L104 85H103V84H102L103 86L100 85L99 88L101 87L102 91H103V89H106V90H109V89H110V91H106V90H104V93H105V91H106L107 93H106V95H105V94H102V96L104 95L106 99L109 98L108 100H109V101L111 100V101H110V104H111V110L113 111V113H115V114H113L112 111H111V115L109 114V115H110L109 117H110V119H111V132H112V134H115V136H119V134L117 135V132L119 133V131L121 130V128H117V127H119L120 124H121L120 127H121L122 125L125 124V123L122 121V118H123L124 116H123V117H120V119H119V117H115V116H118V115H116V113L119 114V113H122V111H124V109H123V104H122V102L124 101L123 99L125 98V99L130 100V98H133V93H135L134 90H138V91H139L140 89L142 90L143 86H146V83H145V82H147L148 80H150V78H148L147 76L149 75V77H150V76L152 77V76H153L152 73H153V72H156L155 69H156V66H157V65H155V63L152 64L153 62H152V63H149V61H148V63H145V62H147V60H149V58L151 59V58H153V57H155V58H153V59H155L154 61H157L158 59L160 60V58H161V60L163 61L164 59H162V58H165V59H166L167 57H170V52H169V51L171 50V49L169 48V45H170V44H169V43H167V44H166V43H165V44L163 43V41H167L168 39H170L169 41L171 42V45H172V41H174V40H176V39H177V42L179 41V43H180V41H181V43H180V46H181L180 49L182 48L181 51L178 50V48H179V43H177L176 41H174V42H176V45L173 44V45H174L173 47H175V48H173V49H176L175 51L178 50L177 52H175V53H177L176 55H179L180 53H178V52H179V51L182 52L183 47H184L182 41H184V43H185V42H186L185 40H187V39L189 40L190 37L193 38L192 35H194V34H190L191 31H190V33H189V31H188V30H189L188 27H187V30H186V26H189V28L192 30V33H193V31L196 32V30H197V35L199 36V32H198V29H199V28H200L199 31H202V30H203V32L206 31V28H205L206 26L203 27V26L205 25V23H204V22H205V19H207V18H206V17H207L206 14H207V13H211V12L213 13L214 10H215L214 12H219V8L216 7L217 10H216V9L213 10L214 7H211V4L208 3L209 0H205V2L208 1V2H207V5L210 4L209 7H211L212 9L209 8V7L207 8V5H204V6H203V4H202V6H203L204 9H203V8H200V5H195V6H194V3L198 4V3L202 2V1H199V0H193V1H192V0H187V1H186V0H181L182 2H184V4H182L181 2H180V4H179V3H178L179 0H176L177 3L175 2V0H172L171 3H170L171 0H167L168 2H167L166 0H164V1L162 0L160 3H159L160 0H149V1L147 0V2H146V0H142L143 2L145 1L144 3H142L141 0H137V1H135V0H130V1H129V0H122V3H121L120 0H116V1H114V3L112 2V0H108V1L101 0V1H102V4L100 3V5H103V6H105V7H106V5H107L108 2H109V3L112 2V3L110 4V6H109V3H108L107 9H105L104 7H103V8H104V9H103L102 6H101V7L99 6V3H98V2H100V0H96V1H98V2H94V1H95V0H94L93 2H94V7H95V9H96V7H100V8H97L98 12L100 13V14H99L98 12H96L97 10L95 11L96 13L93 12V11H91V13H89L90 10H88V9L91 8V6H93V2H92V0H89V2L91 1V3H92V4L90 3L91 5L89 4V2H87V0H86L87 3L84 2V4H82L84 0H79L78 2H76V1H77V0H76V1H75L76 4H72V3L74 2V0H71V1L68 0L69 2H72L70 5L68 4L69 2L66 3V0H65V1L62 0L63 2L66 3V5L68 4V7H67V6H64L65 4H64L61 0H59L60 2H59L58 0H56V1L54 0L55 2H57V1H58L59 3L62 2V3L59 4V5H61V6L63 5V7H61V6H59V5H58V6H59V7H58L56 4H54L55 2L52 0V1H53V4L51 5L52 7H50V9H48V7H49L50 4H51V1H50V0L47 1L48 4H47L46 1H45V2L43 1L44 3H40V1H42V0H33V1H35V3L33 2L34 4L31 5V9H33V8L36 9V5H37L36 2H37V1H38L39 4L42 5V6L39 5V7L47 8V9H48V10H46V11H50V12H51V11H52L51 8H52V9L55 8L56 11H57L56 8H59V9H60V7L63 8L62 11H61V9H60V10L58 9L59 11L56 12L60 17H61V15H64V14H65L64 17L62 16V18H61V19L63 20V21H62V20L60 19V17H58V15L54 14L55 12L51 13V15L49 14L50 12H48L47 14H49V17H51V16L54 17V16H55V17H54L55 19L51 17L50 19H53V20H50V19L47 20L46 17H48V15H47V16H46V15H43L45 9L43 10L42 8H40V10H43V11H42L43 13H41V11L38 12V11H37L38 8H37V10H33V11H32L31 9H29V10H30V11H29L28 8H25V7H24V5H25L24 3H27ZM81 1H82V2H81ZM123 1H125L126 3L129 2L128 5L132 4V6H131V5L128 6V5L125 4L126 6H123V7H125V8L122 9V6H121V5H123V4L125 3V2L123 3ZM133 1H135L134 4H133ZM138 1H140V2L143 4V5H142V4L139 2V4L141 5V7H140L139 5H138L139 7H138L137 5H136L137 7L135 6V4L138 3ZM150 1H153V3L156 2L155 4H157V5L162 4V2H163L164 7L167 6L169 3L172 4V3L174 2V3H176L180 8H181V6H183V7L181 8V9H183V10H182V14H181V12H180L181 9H180L178 6L174 5V3H173V6H172V7L169 6L170 4L167 6V7L171 8V9L174 8V6H176L175 8H177V9H172V10H171V9H169V8L167 9L166 7L164 8L163 5H161L163 9H162V8H158V6H156V5L154 6L153 3L151 4ZM154 1H155V2H154ZM188 1L190 2L189 5L192 4V2H194V3L192 4L193 6H192V8H191V9H193V10H192L193 12L191 11V13H192V14L195 13V15H197V17H198V11H200L201 14L203 13V14L205 15V17H204V21L202 20V18H203V14H202V17H200V12H199V17H198V19H196V17L193 16L192 14L190 15V9H189V8L186 9L187 5H185V2L188 3ZM196 1H197V2H196ZM210 1H211V3L216 4V2H217V4H219V3L222 2L223 0H221V1H219V0H215L214 2H213V0H210ZM218 1H219V3H218ZM232 1H233V3L231 2V0H229V3L231 2V3H230L231 6H232V4H234V2H236L235 4L237 5V1H238V0H236V1L232 0ZM239 1H240V0H239ZM255 1H256V0H255ZM15 2H17L18 4H16ZM23 2H24V3H23ZM29 2L32 3V0H29ZM29 2H28V3H29ZM58 2H57V4H58ZM75 2H74V3H75ZM115 2H116V3H115ZM131 2H132V3H131ZM136 2H137V3H136ZM166 2H167L168 4H165ZM223 2H224V1H223ZM225 2L228 3V1H226V0H225ZM246 2L248 3L249 0H243V5H244V3H245L244 8L246 7V8H249V9H250V7H247V6H246V5H247ZM9 3H10V4H9ZM14 3H15V4H14ZM20 3H21V4H20ZM45 3H46V4H45ZM49 3H50V4H49ZM77 3H79V6H76ZM95 3H96V4H95ZM97 3H98V4H97ZM104 3H106V5H104ZM119 3H120L121 5H120ZM145 3H147V4H149V5H147V4L145 5ZM202 3H204V0H203ZM240 3H242V1L239 2V4H240ZM249 3H250V4H253V5L255 4V6H256V4H257V2L254 3V0H253V3H252V2H249ZM249 3H248V4H249ZM23 4H24V5H23ZM87 4H89V5H87ZM114 4H115V5H114ZM116 4H118V6H117ZM217 4H216V5H217ZM224 4H225V3H224ZM224 4H223V6H224ZM250 4H249V5H250ZM10 5H11V7H10ZM14 5H16V6H14ZM19 5H20V6H19ZM33 5H34L35 7H34ZM45 5H47V6L49 5V6H48V7H43V6H45ZM71 5H73L74 7L71 6ZM80 5L83 6V7H85V5H87V6H89V7H88V9H87V7H85V10H84V8L80 9V10H81V14H80V12H78L79 15L77 14V16H76V11H77V9H76V11H73V9H74V8H77V7H80ZM95 5H96V6H95ZM97 5H98V6H97ZM151 5H152V6H151ZM184 5H185L186 7H185ZM189 5H188V6H189ZM240 5H241V4H240ZM243 5L238 6V8H239V7H242ZM253 5H252V7H251V8H253V9H250L251 11H250L249 9H248V10L244 9L243 7H242V9H240L241 11H242L243 9H244V11L246 10L245 12L243 11V13H246L245 15H246V16H249L248 18L251 17V19L254 18V17H253V12H254L255 9H256V7L253 6ZM13 6H14V7H13ZM32 6H33V8H32ZM53 6H54V7H53ZM55 6H56V7H55ZM69 6H70V8L73 7L72 10H71V9H67V8H69ZM75 6H76V7H75ZM111 6L113 7V9H112ZM114 6H115V9H114ZM119 6H121V7H120V10H119ZM142 6H144V7H142ZM148 6H149V7H148ZM161 6L159 5V7H161ZM196 6H199L198 11H197V10H194V7H196ZM250 6H251V5H250ZM23 7H24V9H23ZM26 7H30L29 4H28V6H27V4H26ZM37 7H38V6H37ZM66 7H67V8H66ZM127 7H129V8H128V9H129L128 12L130 13V16H131V18H130L131 20H130V21H132V23H133L134 25H136V26H134V25L131 24V23L129 22V20H128V23H130V24H127L129 27L126 26V27H128V29H127V28H123V27H125V26H124L123 24L121 25V24L119 23L120 18H122L121 21L123 20L122 22L120 21L121 23L127 22V19H129V18H127V17L129 16V13L126 11V10H127ZM131 7H132V8H131ZM145 7H146V8H145ZM151 7H153L154 10L158 9L159 11H158V10L154 11ZM155 7H156V8H155ZM228 7H230V5H229ZM233 7H235V6L233 5ZM19 8H20V9H19ZM65 8H66V9H65ZM80 8H81V7H80ZM109 8H110V10L107 11ZM130 8H131L132 11H134V12H136V13L138 12L137 14H138L139 16H137L136 13L132 12V11L130 10ZM149 8H151V9L149 10ZM184 8H185V11H184ZM197 8H198V7H196L195 9H197ZM236 8H237V7H236ZM8 9H9V10H8ZM10 9H11L13 12H12ZM18 9H19V10H18ZM21 9L24 10V11H22ZM92 9L94 10V8H92ZM116 9H118V11H117ZM121 9H122V10L126 9L125 12L127 13V15H125V13H124ZM166 9H167V10H166ZM200 9H201V10L203 9V11H201ZM206 9L209 10V11L207 12ZM15 10H16V11H15ZM26 10H27V11H26ZM55 10H54V11H55ZM63 10H64L65 13L63 12ZM68 10H69V11H68ZM70 10L72 11V13L70 12ZM100 10H101V12H100ZM105 10H106L107 13H105ZM113 10H114V11L116 10L117 12H120V11H121L120 13L123 12V14H124L125 16H127V17L125 18V16H123V14H122V15H121V14L118 15V13H117V12H114ZM146 10H147V12H146ZM151 10H153V13H152ZM163 10H165V11H169V10H171V12L169 11L171 14L169 15L168 12L165 13V11H164L162 15L160 14V15H161L160 17L156 16L157 19H159V18L161 19L162 17L164 18V19L162 18L163 20H159V21H158L159 23L161 22L160 24H162V26L159 25V23H157V19L155 20V21H156V24H158V26H157V25H155V23H152V21L154 22V19H155L153 16L159 14V12H160V11H163ZM174 10H175L176 13L174 12ZM188 10H189V11H188ZM220 10H221V9H220ZM229 10H230V9H229ZM240 10H239V11H240ZM253 10H254V11H253ZM14 11H15V14H14ZM34 11H35V13L32 14V12H34ZM36 11H37V13H36ZM66 11L69 12L71 15H75L76 17L72 16L74 19H73L72 17H69V16H71V15H69V13H66ZM82 11H84V12L82 13ZM85 11H87L86 14H85ZM112 11H113V12H112ZM148 11H149V13H148ZM150 11H151V12H150ZM157 11H158V13H157ZM172 11H173L174 13H173ZM178 11H179V13H178ZM186 11L189 12V14H188ZM194 11H196V12H194ZM221 11H222V10H221ZM239 11H238V12H239ZM252 11H253V12H252ZM11 12H12V13H11ZM16 12H17V13H16ZM22 12H23V13H22ZM24 12H25V13H24ZM30 12H31V13H30ZM92 12H93V13H92ZM143 12H145L146 14L143 13ZM183 12H184V13H183ZM185 12H186V14H185ZM204 12H205V13H204ZM222 12H223V11H222ZM222 12H221V13H222ZM248 12H249V14L247 15ZM29 13H30V14H29ZM39 13H40V15L42 14L41 16H46V17H42L43 19H42V20H39V18H41V17H39V16H40ZM59 13H60L61 15H60ZM94 13H95V14H99L100 16L103 15V19H102L101 17H99V15H94V16H93ZM101 13H103V14H101ZM108 13H109V15H108ZM111 13H112V15H110ZM113 13H114V14H113ZM115 13H117V15H116ZM147 13H148L150 16H152V18H154V19H151L150 16L147 15ZM160 13H162V12H160ZM164 13L167 14V17H168V15H169V18H168L169 20H170V18L173 19V17H170V16H174V14H175L174 19H176V18L178 19V16H180V17H179V20H174V21L171 22V20L169 21L168 19H166V15L164 16ZM177 13H178V15H177V17H176V14H177ZM196 13H197V14H196ZM212 13H211V15H212ZM239 13H240V12H239ZM241 13H242V12H241ZM243 13H242V14H243ZM251 13H252V15H251ZM22 14H23V15H22ZM31 14H32L33 16H32ZM35 14H36V16H34ZM37 14H38V16H37ZM44 14H46V12H45ZM83 14L85 15V17H84ZM87 14H89V15H87ZM105 14H106L107 16H106ZM131 14H133V15L135 16V18H134V16H132ZM143 14H144V15H143ZM151 14H152V15H151ZM172 14H173V15H172ZM179 14H181V15H179ZM184 14H185L186 17H188V18H189V16H193V17H195V18H189V19H191L193 22H192V21H189V19L184 21V19L186 18V17H184V16H185ZM215 14H216V13H215ZM215 14H213V15H215ZM217 14H218V13H217ZM217 14H216V15H217ZM222 14H223V13H222ZM13 15H14V16H13ZM16 15H17L18 17H17ZM25 15H26V16H25ZM27 15H28V16H27ZM30 15H31V16H30ZM81 15H82V16H81ZM86 15H87L88 18H90V15H91V16H92V19H91V18H90V19L87 18V20H83V21H82L83 18L86 19ZM140 15H142V16H140ZM207 15H209V14H207ZM213 15H212V16H213ZM216 15H215V16H216ZM218 15H220V14H218ZM22 16H23L24 18H23ZM67 16H68V17H67ZM95 16H97V19H98V20L101 18V19H100V23H99L98 20H95V21L93 20V19H96ZM104 16H106V17H111V18H109V19H110V24H111V25L108 23L109 21H107V20H109V19L106 18V17H104ZM112 16H113V17H114V16H115V17H116V16H119V17L121 16V17H120V18L116 17L117 20L119 19V21H117L116 18L114 17L113 19L116 20V22H115L114 20H112ZM136 16L138 17V19H137ZM144 16H147V19H145V20H149V23H148V22H145V20H144V23H146V25H148V26H149V24H150V27L152 26V27H151V30L149 29L150 27H148V26H146V25L143 24L142 21H143V19H144ZM13 17H14V18H13ZM26 17H28L29 20H27L28 18H26ZM37 17H39V18L37 19ZM49 17H48V18H49ZM57 17H58V18H57ZM65 17H66V18H65ZM80 17H81V20H80ZM98 17H99V18H98ZM140 17L143 18L142 21L139 20ZM148 17H149V18H148ZM175 17H176V18H175ZM182 17H184V18H182ZM105 18H106V22H105ZM124 18H125V19H124ZM133 18H134V20H132ZM180 18H181V21L183 20V24H182L181 22H179V21H180ZM209 18H210V16H209ZM248 18H247V20H248ZM24 19H25V20H24ZM30 19H32V20H30ZM36 19H37L38 21H37ZM45 19H46V20H45ZM56 19H57V20H56ZM58 19H59V20H58ZM66 19H67V20H66ZM70 19H71V20H70ZM75 19H76V20H75ZM140 19H141V18H140ZM194 19H196V20L201 19V21H203L204 24L201 23L200 21H199V22H200L203 26H202L199 22H196V20H194ZM54 20H56V21H54ZM64 20H66L67 22L64 23ZM79 20H80V21H79ZM91 20H92V21H91ZM101 20L103 21V22H102L103 24L101 23ZM125 20H126V21H125ZM135 20H136V21H135ZM165 20H166V22H168V23L170 22L171 24H170V25L167 24V23L165 22ZM167 20H168V21H167ZM253 20H254V19H253ZM29 21H32V22H33V23L30 22V23H32V25H30ZM40 21H41V22H42V21H46V22H45L46 24L44 23V24L42 25L43 22L41 23ZM47 21H48V22H47ZM52 21H53V23H52ZM59 21H60V22H59ZM75 21H77V22H75ZM93 21H94V22H93ZM96 21H97L96 26H98V27H97V28H94V27H93V28H90L91 25H89V23L91 22L90 24L95 25V22H96ZM113 21L116 23V24L114 23V24H115L114 27H113V23H112ZM133 21H135V22H133ZM150 21H151V22H150ZM162 21H164L163 23H165V24H163ZM187 21H188V23H187L188 25L185 26L184 23L187 22ZM194 21H195V22H194ZM248 21H249V20H248ZM36 22H37V24H36ZM38 22L40 23V25H38ZM55 22H56V23H55ZM57 22L63 24L62 27H63L65 24H66L67 26L65 25V26L62 28V27H60L61 24H58ZM73 22H74V23H73ZM83 22H84V23H83ZM86 22H87V23H86ZM139 22H142V25H141V23H139ZM175 22L181 23L182 26H185V28H184V27H183V28H184L186 31H184V29L182 28L181 24H178V23H177L178 25L174 26V24H176ZM191 22H192V23H191ZM252 22H253V21H251V22L249 21L248 23H252ZM54 23H55V24H58L60 28L58 27V25H55ZM69 23H70L71 25H70ZM75 23H77V24H75ZM78 23H79V24L82 23V24H80V26H78ZM93 23H94V24H93ZM98 23H99V25H98ZM104 23H105V24H104ZM106 23H108V24H106ZM135 23H136V24H135ZM138 23H139V24H138ZM147 23H148V24H147ZM172 23H173V24H172ZM190 23H191V25H190ZM193 23H194V26H195V27H190V26H193V25H192ZM196 23H197V24H196ZM198 23L201 25V27H203V29H202L200 26H199V28L195 29L196 27H198V26H196V25H199ZM35 24H36V25H35ZM48 24H49V25H48ZM100 24H101V25H100ZM119 24H120V25H119ZM166 24H167L168 27H169V26H170V27L173 26L172 29L174 30V33L171 32L172 29H170V27H169V29H170V32H171L172 35H174V34L177 35L176 37L173 38V37L169 34L170 32H169L168 35H167L166 32H168L169 30H167L166 32L163 31V33H162V30H163L162 28H164V27H165V28H168L167 26H165ZM253 24H254V23H253ZM1 25H2V26H1ZM41 25H42V26L45 25L46 28H45V27L42 28ZM50 25H52V26H50ZM72 25H74V26L77 25V26H75V27H76V31L74 30V28H72V27H74V26H72ZM83 25H85V26L83 27ZM87 25L89 26V28H86ZM102 25H103V26H102ZM106 25H107V26H106ZM108 25H109V26H108ZM117 25H119V26H117ZM125 25H126V24H125ZM132 25H133V26H132ZM143 25H144V28H142ZM179 25L181 26V28H182L183 30H181V28H180ZM38 26H40V29H41V28H42V29H41V30L38 29V28H39ZM53 26H54V27H53ZM88 26H87V27H88ZM99 26H101L100 29H99ZM104 26H105V27H104ZM122 26H123V27H122ZM131 26L134 27V30H133V31H136L135 33H133V31H132V29H131V28H132ZM137 26H140V27H137ZM141 26H142V27H141ZM153 26H157V27L161 26V28H157V27H156L157 30L155 29L156 32H157V31H158V32L160 31L161 34L157 32V34L160 35V38L162 37L161 35H162V34H165V33H166L165 35L168 36V37H167L168 39L163 40V39H165V37H166L165 35H163L164 38H163L161 41H159L160 43L164 44L165 47H166V48H164V49H163V47H162V50L160 49V52H161V51H164L165 49H168V48L170 49V50H166L167 53L169 52L168 55H165L166 53L163 52V53H164V57L162 56L163 53L161 52L162 55H161V53H160V54H159V58H158V53H156V51H155V50L158 49V48L156 49L157 45H158V47L161 45V44L159 45L158 43H156V42H157L156 40L159 39V38H158L159 35L157 36L156 33H155V34H156V40H155L156 42H155L154 39H153V38H155V37H153V36L150 35V36L152 37V39H153V40H151V41H152L151 43H153V45L156 43V45H154V46H156V47H153V45H152V47H151L150 49L148 48V47L151 46V45L149 46V44H147V43H148L147 40H149V38L151 39V37L148 35V32H149V31H151L152 33L155 32V31H154V28H155V27H153ZM34 27H35V28H34ZM47 27H48V28H47ZM50 27H51V28H50ZM65 27H67V29H68V27H69V30H67ZM79 27H80V28H79ZM81 27H83V28H82V31H84V32H83V33H82V31H80V32H81L84 36H83L81 33H79V29L81 30ZM102 27H103V28H102ZM107 27H108V28H107ZM109 27H110V28H109ZM111 27H112L114 30H113ZM121 27L123 28L122 30L126 29L129 33H128L127 31H124V32H127V34L125 35V33H123L122 30H120V31H122V33L119 31V29H118V31H117V28H120V29H121ZM135 27H136V28H135ZM145 27L148 28V29L146 28L147 31L149 30L148 32H144V31H146ZM177 27H178L179 29H177L176 32L178 31L179 34H181V33H180V30H181V32L183 33V36H182V37H180L182 34H181V35H178V33H175V29H176ZM36 28H37L38 30H40V31L38 32V30H37ZM58 28H59L60 32H59ZM70 28L72 29V31H70V30H71ZM78 28H79V29H78ZM84 28H85V29H84ZM104 28H105V29L107 28V31H110V30L112 29V31H114V32L110 31V32H112V34H110V32H106V30H105ZM115 28H116V29H115ZM129 28L131 29V33H133V34L130 33V31H129L130 29H129ZM137 28H138V30H140V31L137 32ZM140 28H141V29H140ZM165 28H164V29H165ZM174 28H175V29H174ZM192 28H194V30H193ZM204 28H205V30H204ZM252 28H255V26L253 27V25H252ZM35 29H36V30H35ZM55 29H57V30H55ZM62 29H63V30H62ZM92 29L95 30V31L97 32V34H96V32H94V31H90V30H92ZM96 29H97V30H96ZM102 29H103V30H102ZM108 29H110V30H108ZM143 29H144V30H143ZM159 29H160V30H159ZM46 30H47V31H46ZM49 30H52V31H49ZM87 30H88V32H89V31H90V32H94L95 36H94V34H91L90 32L88 33ZM141 30H143V31H141ZM251 30L253 31V29H251ZM254 30H255V29H254ZM55 31H56V32H55ZM62 31H64L65 34H64ZM77 31H78V32H77ZM99 31H100V33L103 32V31H105V32L108 34V35H107V34H105V33H104V34L101 33V34L103 35V37H106L105 39H107V43H108V40H109V42H110L109 37H111V42L109 43V45H107V43H106V41L104 40V38H101L102 35L99 33ZM115 31H117L118 34H120V35H117V34H116L117 32H115ZM252 31H251V32H252ZM4 32H6V33H4ZM7 32H8V33H7ZM13 32H14V33H13ZM45 32H46L47 34H45ZM51 32H53V33H51ZM57 32H58V33H57ZM74 32L78 33V36H76V33L74 34ZM140 32H141V33H140ZM143 32H144V33H143ZM151 32H150V34H152ZM164 32H165V33H164ZM195 32H194V33H195ZM251 32H249V35H250ZM56 33H57L58 35H57ZM60 33H61V35H59ZM66 33H68V34L66 35ZM113 33H115V35L118 36V37H121V36L124 37V36H127V35L129 34V36H130V35H131V36L133 35V36H132L133 38L135 37L134 35H135L136 33L138 34L139 37H138L137 35H136L137 39H136V37H135V40H136V41H135L134 39L132 40L129 36H128V37H124V39H125L124 42L127 41L126 39H129V38H130L132 41H131L130 39H129V41L133 43V44H131V43L129 42V44H128V43L126 42V44H128V45L131 44V47H132V48H131L130 46L127 45V47H130V48H129V50L131 51V52H130V53H131L130 56H129V53H127V52H129V50L126 49V47H123V45H125V43L123 44V42H122L123 40H121L120 38L116 37L115 35H114V37H116V38L112 37ZM145 33H147L146 35L149 37L148 39H147V36L145 35ZM184 33H185V34H184ZM187 33L189 34V35H188L189 37H188V36H185V35H187ZM200 33H201V32H200ZM252 33H255V31H253ZM54 34H56V35H54ZM70 34H71V37L69 36ZM72 34H74V35H72ZM79 34L82 35L83 37H86L85 34H88V35L91 37V38H90V37L87 35V36L90 38V40H91L92 38H94V37L97 38V37H100V36H101L100 38H98V40H97V39L95 40V38L92 39V40H94V42H92V40H91V43H94V44L91 45V43H90V44H88V46H89V45H91V47H92V46H95V45H96V44H95V41H97L98 43H102V42L104 41V42H103V45L100 46V45L98 44V45H97V46H98L97 48L100 50V49L102 48V46H103L102 49H104V50H100V53L105 52V51H107V50L110 49V50H109L110 52H109V51H108V53L106 52L107 57H105V58L103 57V56H106V54L100 56V55H99V50H97V51H98V52H97V51H96V48H95L94 50H92V51H89V50H91V47L89 48V50H88V49H85L86 47L88 48V46L86 45V43H88L89 40L86 39L87 42H86V43L84 42L85 44H84L83 42H81V40H80V42H79V41L77 40V39L80 37ZM90 34H91L92 36H91ZM121 34H123L124 36L121 35ZM155 34H153V35L155 36ZM202 34L204 35L205 33H202ZM6 35H7V36H6ZM11 35H12V36H11ZM48 35H50V36H48ZM52 35H54V36L51 37ZM62 35H64V38L62 37ZM97 35H98V36H97ZM99 35H100V36H99ZM104 35H105V36H104ZM106 35L108 36V38H107ZM110 35H111V36H110ZM169 35H170V36H169ZM190 35H191V36H190ZM203 35H202V37L200 36L198 40H196V39L198 38V36L196 37V34H195V37H194L195 39H191L192 42H191V40H189L190 43L187 42V45H188V47H190V48H188V49H191V51H192V48H191L190 45L194 44V43H195V40H196V41H200V40H201L199 43L196 42V43H195L194 45H192V46L194 47V46L197 44V45H196V48L193 49V51L195 50L194 52H197L196 50L199 49V48L197 49V46H198L199 44L202 45V44L204 43L203 46H202L203 48L201 47V45L199 46L200 48H202V49H200L201 51L199 50V51H200V54H201L202 52H204V53L206 52V57H203L204 59L202 58V56H204L205 54H204V55H202V54L200 55V54H199V51H198V52L196 53L197 55H196L195 53H194V54H195V55H194L193 52H191L190 50H188V49L186 48L187 45L185 44V45H186L185 49H186L187 51H190V52H191V55L196 56V58H195L196 60H197V58H198V60H199L198 63H197V61H196L194 58H193L194 61L191 60L192 57L187 58L188 56H191V55H188V54H190V53L187 54V51H186V53H184V51H183V52L179 55L181 59L177 58V59H176L177 61H176V60H175L176 57L174 58V56H173V57H170V59H166V62L169 63L168 60H171V58L174 59V60H175L174 62H175V63H178V64L181 63V60H182V65H184L185 63H186L185 65H187L188 63L191 62L190 65L185 66V67H189L188 70L186 71V72L189 73V74H193V73H190V72H189L191 69H193V67H195L194 69H196V65H197V68H198L199 64H200V67H201V65H203V62H205L207 65H209V67L211 66V68H212V66H213V67H214V68H212L213 70L209 68L208 72L206 71L207 68H208L207 65H205V67L202 66V71H206L207 73H206V72H202L201 75H203V77H202L201 75L198 76V78L201 80L202 78H205L204 75L206 76L208 73H211V70H212V72H213L214 70H215V71L218 70L220 73H221L223 70L225 71V68H226L227 66H226V67H223V68H221V67H222L224 64L226 65L227 62H228L229 60L232 61L231 64H234V63H235V65L239 66V63L234 61V60H236V58H238V57L241 58V56L244 55L245 53H247V55H248L249 52H250V55H251V52H252V53L256 52V50H255V51L253 50L254 52H253V51H249V50H250L249 48H252V47H255L254 49L259 48V47H257V45L254 46V40H255V39H253V42L250 43V42L252 41V40H251V39H252L251 36H253V38H254V34H253V35L250 36V37H251L250 41L247 40V39H245V40H247V41H249V42L245 41V43H244V42L241 41V42L239 43L240 47H242V43L244 44L243 47H245V48L242 47L244 50H243L242 48H240V47L238 48L239 45H235V43H234V44L231 43V46H230V44L228 43V46L225 45V47H229V46H230L229 48H231L233 45H235L236 48H235V46H234L232 49H229V50L226 48V50H228V51H230V52H229V53H228V52L226 53V50H225L224 53H221V51H220V52H219V55H217L218 53H217V54L211 53V52H212V50H211L210 53H211L212 57H214V58H212L211 56H209V59H208V56H207V55L210 54V53H209V49H212V47H213V46H212V47L209 48L208 45L210 46V45H213V44H211V43L209 44V41H208V40H210L211 38H209V39L207 38V39H206V42L208 43V45H207V43L204 42V41H205V40H204V39H205V35H204V36H203ZM249 35H248V37H249ZM40 36H41V37H40ZM43 36H44V37H43ZM46 36H47V37H46ZM55 36H57V38H56ZM73 36H76V37H77L76 40H77V42H78L79 44L81 43L80 46H81V47L83 46L82 48H84V45H86V47H85L84 49H85V50H88V51L90 52V53H89V52L87 51V52L89 53V55H90L89 58H86V55H87L88 53H86L85 50H84V51H83V50H79L80 52L82 51L81 53H83V52H84V53L81 54V53L79 52L80 55H79V54L76 55V54L78 53V52H77V49H78L77 47H79V49H82V48H80V46H78L79 44L75 42V40H74L75 37H73ZM143 36H144V37H143ZM178 36H179V37H178ZM1 37H2L3 39H2ZM6 37H7V38H6ZM10 37H11V38H10ZM12 37H13V38H12ZM68 37H69V38H73V39L70 40ZM177 37H178L179 39H178ZM183 37H184V40H182ZM187 37H188V38H187ZM248 37H247V38H248ZM36 38H37V39H36ZM60 38H62L63 41H62V39H60ZM67 38H68L71 42L68 41V40H66ZM81 38H82V37H80L79 39H81ZM86 38H87V37H86ZM117 38H118L119 41H116ZM138 38H139V39H138ZM157 38H158V39H157ZM185 38H187V39H185ZM200 38H203V40L200 39ZM4 39H5V40H4ZM9 39H12V40L9 41ZM35 39H36V40H35ZM48 39H49V40H48ZM50 39H51V40H50ZM52 39H53V40H52ZM54 39H56V40H54ZM58 39H59V40H58ZM64 39H65V40H64ZM82 39H83V38H82ZM100 39H101V40H100ZM122 39H123V38H122ZM248 39H249V38H248ZM26 40H27L28 42H27ZM33 40H34V41H33ZM38 40H39V41H38ZM72 40H73V41H72ZM86 40H82V41H86ZM99 40H100V41H99ZM102 40H103V41H102ZM159 40H160V39H159ZM213 40H214V41H213ZM215 40H216V41H215ZM25 41H26L27 43H26ZM52 41H53V43H55V46H54V44L52 43ZM54 41H57V42H54ZM64 41H65V42H64ZM67 41H68V42H67ZM134 41H135V43H134ZM146 41H147V43H146ZM169 41H167V42H169ZM211 41H213V43H214V47H215V46L218 47V44H217V43H219V46H220V47H221V45H222V41L219 40V42H218V39H216V38H215V39L212 38ZM211 41H210V42H211ZM243 41H244V40H243ZM3 42H5V43H3ZM12 42H13V43H12ZM17 42H18V43H17ZM30 42H31L32 45L30 44ZM36 42H41V44H42V45H43V44L46 45V47H44V46L40 45V43L38 44V43H36ZM46 42H48V44H46ZM49 42H50V43H49ZM58 42H59V45H58ZM60 42H61V45H64V47H63V46L59 47V46H60ZM62 42H64L65 44L62 43ZM66 42H67V43H66ZM73 42H75L76 44L73 43ZM89 42H90V41H89ZM154 42H155V43H154ZM193 42H194V43H193ZM202 42H203V43H202ZM215 42H216V43H215ZM72 43H73V44H72ZM117 43H118V44L120 43V44L118 45ZM121 43H122V44H121ZM145 43H146V46H148V47L145 46ZM149 43H150V41H149ZM151 43H150V44H151ZM188 43H189L190 45H189ZM191 43H192V44H191ZM220 43H221V44H220ZM28 44H29V45H28ZM37 44L39 45V47L37 46ZM51 44L53 45V47H52ZM71 44L73 45V47L71 46ZM74 44L77 45V46H75ZM82 44H83V45H82ZM168 44H169V45H168ZM177 44H178V48H176ZM181 44H182V45H181ZM215 44H216V45H215ZM226 44H227V43H226ZM236 44H238V43L236 42ZM246 44H249V45H251V46L249 47V45H247V47H246V46H245ZM252 44H253V45H252ZM66 45H67V46H66ZM106 45L108 46L107 48H106ZM121 45H122V46H121ZM167 45H168V47H167ZM171 45H170V46H171ZM204 45H207V47H208V51H207V49H205L206 46L204 47ZM19 46H20V48H19ZM40 46H41V47H40ZM56 46H57V48H56ZM99 46H100L101 48H99ZM113 46H114L115 48H114ZM119 46H120V47H119ZM5 47H6V48H5ZM7 47H8V49H7ZM47 47H48V49H46ZM49 47H50L51 49L53 48L52 50H54V52H53L52 50H50ZM54 47H55V49H54ZM70 47H72V48H71L72 51H74V50L76 49V50L74 51V52H77V53H75L76 56H80V57H82V60H78L79 62H83V63H81V64L78 63V61L76 62V59H74L75 61H73V60L71 61V62H76V63L80 64V67H79L78 64H77L78 66H74L73 64H75V63L71 64V63L69 62V61H70L69 59L73 58V54H74V53H72V54H71L72 56L70 55V53L72 52V51H69V50H70ZM74 47H76V48H74ZM104 47H105V48H104ZM109 47H110V48H109ZM122 47H123V48H122ZM145 47L148 48V51H147V49H146ZM256 47H257V48H256ZM3 48H4V49H3ZM18 48H19V49H18ZM32 48H33L34 50L38 48V50H35V51H34ZM40 48H41V51H40L41 53L39 52V49H40ZM65 48L68 49V51H69L68 54L65 53V52H66V49H65ZM73 48H74V50H73ZM92 48H94V47H92ZM108 48H109V49H108ZM124 48H125V49H124ZM154 48H155V49H154ZM159 48H160V47H159ZM12 49H13V50H12ZM56 49H57V50H56ZM58 49H59L60 52L58 51ZM63 49H64V50H63ZM105 49H106V50H105ZM122 49H123V50H126V51L128 50L127 52L125 51V53H127L128 55H126L125 53H122V51H121ZM145 49H146V50H145ZM204 49H205L206 51H205ZM213 49H214V48H213ZM215 49H216V47H215ZM219 49H220V48L216 49V51H214V52H215V53L218 52ZM235 49H236V51H237L238 49H241V50L244 51L245 53L243 54V53L239 50L241 54L239 53V51H237L239 56H238V57H235V55H237V52L234 51ZM259 49H260V48H259ZM4 50H5V51H4ZM8 50H9V51H8ZM11 50H12L13 52H12ZM15 50H16L17 52H16ZM21 50H22V52H21ZM42 50H43V51H42ZM44 50H46L47 52L44 51ZM111 50H112V51L114 50L115 52L113 51V54L116 53V55L118 54V52H119V53H120V52L122 53L121 56L119 55L120 57H118V59H119V58L122 59L125 55L128 56V57L123 58V59H124L123 61H125V60H126V61L129 60L130 62L127 61V62H128V64H127V62L124 63V62L122 61V63H124V65L121 64V63H118L119 61L117 60V56L113 55L112 52H111ZM144 50L147 51L148 53H149L150 50H151V51L153 50V51L156 53V55H155V54H152V52H151V55H153V56L150 57V56H149L150 53H149V55H147L149 58L147 57V58H148V59H147L145 53H146V54H148V53L145 52ZM245 50H247V52H246ZM251 50H252V49H251ZM257 50H258V49H257ZM10 51H11V52H10ZM19 51H20V52H19ZM32 51H33V52H32ZM49 51H52L53 53H50ZM56 51H57L58 54L56 53ZM61 51H62V52H61ZM94 51H95L97 54H96ZM116 51H118V52H116ZM172 51H173V50H172ZM232 51H233V53H231ZM31 52H32V53H31ZM37 52H38V53H37ZM45 52H46V53H45ZM63 52H64L68 57H69V55H70V58H68V60H67V57H65V58H66V60L69 62V64H71L72 67L74 66V67H73L74 70H72L73 68L70 69L71 66H70V65L67 66V64H66L67 62L62 58V57L65 55ZM92 52H93L94 54L91 56ZM123 52H124V51H123ZM143 52H145V53H143ZM154 52H153V53H154ZM157 52H159V49H158ZM207 52H208V53H207ZM17 53H18V54H17ZM43 53H45L46 55H44ZM220 53H221V55H220ZM234 53H235V55H233ZM3 54H4V55H3ZM5 54H6V55L9 54V55L6 56ZM35 54H36V55H35ZM39 54H40V55H39ZM41 54H42V55H41ZM50 54H51V55H50ZM52 54H53V55H52ZM59 54H61V56H60ZM95 54H96V55H95ZM102 54H103V53H102ZM111 54H112V55H111ZM124 54H125V55H124ZM182 54H184V56H185V54H186V56H187V57L185 56L186 59H184L185 57L182 56ZM198 54H199V57H197ZM222 54H225V56L228 54V55H227V56H228V57H227L228 59L226 58L227 61L224 60V59H225V56H222ZM230 54H232V55L230 56ZM254 54H255V53H254ZM254 54H253V55H254ZM10 55H11V57H10ZM20 55H21V56H20ZM58 55H59V56H58ZM84 55H85V56H84ZM108 55H110V59H109ZM216 55L219 56V57H217ZM250 55H249V56H250ZM36 56H37V57H36ZM44 56H45V58H47V56H48L49 59H50V61H51V62L53 61L52 63H53V64L55 63L56 66H55V65L53 66V64H51V65L53 66V67H52V66L49 64V63H51V62L45 60V58H43ZM51 56H52L53 58H52ZM56 56H57V57H61V58L63 59V61H62L61 58H60V60L62 61V63H61V61L59 60V58H57ZM76 56H74V58H75ZM93 56H94L95 58H93ZM122 56H123V57H122ZM156 56H157V57H156ZM181 56H182V57H181ZM200 56H201V57H200ZM215 56H216V57H215ZM220 56H221L222 58H220ZM232 56H234L235 58H234V57L231 58ZM251 56H252V55H251ZM251 56H250V58L254 59V57H253V56L251 57ZM4 57H5V58H4ZM7 57H10V59L7 58ZM16 57H17L18 59H17ZM55 57H56L57 59H56ZM84 57H85V58H84ZM87 57H88V56H87ZM91 57H92V61H90V60H91V59H90ZM98 57H99V59H101V57H102V58H104V59L107 58L108 60L106 61V60L101 59V60H103V61H101V60H98V59H97ZM115 57H116V58H115ZM144 57H145V59H146V60L144 59L145 62H144V60H143ZM223 57H224V58H223ZM229 57H230V58H229ZM78 58H79V57H78ZM210 58L213 59V62H214V63H212V61H210ZM216 58H217V60H218V58H219L218 63L221 62V63H219L220 65L217 64V60H216ZM240 58H239V59H240ZM250 58H249V59H250ZM37 59H38L39 61H38ZM40 59H41V60H40ZM43 59H44V60H43ZM47 59H48V58H47ZM55 59H56V60H59L60 62H59V61H56ZM79 59H81V58H79ZM93 59H94V60H93ZM115 59H116V60H115ZM120 59H119V60H120ZM153 59H152V60H153ZM156 59H157V60H156ZM189 59H190V61H188ZM201 59H202L203 62L200 63V60H201ZM205 59H206V60H205ZM214 59H215V60H214ZM220 59H223V60L226 61V62L224 63V61H223V60L220 61ZM239 59H238V61H239ZM10 60H11V61H10ZM96 60H97L98 62H99V61L103 62V63H102L103 66H99V64H101V62H99V64H98V62H97ZM138 60H140V62H139ZM142 60H143V61H142ZM161 60L157 62L158 65H161V63H162ZM184 60H185V61L187 60L188 63H187V62H184ZM207 60H208V61H207ZM13 61H17V63H16V62L14 63ZM42 61H44V62H42ZM45 61H47V62H49V63H47V62H45ZM93 61L97 62L96 67L99 68V69H97V68H94L95 70L93 69V67H95L94 65L96 64V63L93 62ZM104 61H105V62H104ZM115 61H117L118 64H121V65H119L121 68H122V65H123V67H124L125 64H126V66H125V67H126V70H125V68H124V69H120V68L117 69V66L115 67V65H118V64H116ZM131 61H132V63H131ZM171 61L173 62V60H171ZM171 61H170V62H171ZM178 61H179V62H178ZM195 61H196V62H195ZM209 61H210V62H209ZM236 61H237V60H236ZM10 62H11V63H10ZM37 62H38V63H37ZM41 62H42V64H40ZM120 62H121V60H120ZM138 62H139L140 64H139ZM183 62H184V64H183ZM208 62H209V63H208ZM215 62H216V63H215ZM13 63H14V65H13ZM46 63H47L48 65H47ZM56 63H57V64H56ZM60 63H61L62 68H61V66H59ZM94 63H95V64H94ZM143 63L146 64L147 66H149L148 64H152V65L149 66V67H152L151 70H150V68H148L151 72L148 71L146 65L144 66ZM157 63H156V64H157ZM192 63H193V64H192ZM210 63H211L212 65H211ZM228 63H229V64H227V65H229L228 67H230V65H231V64H230V61H229ZM63 64H65V65H63ZM129 64H130V65H129ZM222 64H223V65H222ZM4 65H5V66L7 65V67L5 68ZM39 65H40L41 67H40ZM44 65H45V66H44ZM57 65H58L60 68H59ZM86 65H87V67H88L89 65H91V66H89L88 68H86V67H85ZM142 65H143V68H142ZM153 65H154V66H153ZM215 65H216V66H215ZM217 65H219V66H217ZM221 65H222V66H221ZM1 66H2V67H1ZM3 66H4V67H3ZM37 66H38V67H37ZM47 66H48V68H46ZM140 66H141V67H140ZM178 66H179V65H178ZM190 66H192V68H191ZM9 67H10V68H9ZM51 67H52L53 69H52ZM65 67H66V68H65ZM76 67H77V68H76ZM90 67H92V68H91L92 70L89 69ZM145 67H146L147 70L145 69ZM153 67H154L155 69H154ZM160 67H161V66H160ZM160 67H159V68H160ZM206 67H207V68H206ZM216 67H219V69L216 68ZM4 68H5L6 70H5ZM39 68H40V70H39ZM45 68H46V69H45ZM49 68H51V69H49ZM55 68H59V70H58V69H55ZM64 68L66 69V71H67V69H68L67 72L71 71L73 74L70 73V72H69V74H68V73L65 71ZM75 68H76V69H75ZM157 68H158V66H157ZM203 68H204V70H203ZM205 68H206V69H205ZM215 68H216V69H215ZM3 69H4V70H3ZM8 69H9L10 71H9ZM37 69H38L39 71H38ZM47 69H48L50 72H49ZM96 69H97V70H96ZM143 69H144L145 71H144ZM222 69H223V70H222ZM226 69H227V68H226ZM2 70H3V71H2ZM7 70H8V71H7ZM41 70H42L43 72H42ZM61 70H62V71H61ZM90 70H91V71H90ZM93 70H94V71H93ZM116 70H117V71H116ZM118 70H120V73L118 72ZM121 70H122V71L124 70V71L121 72ZM153 70H154V71H153ZM156 70H157L158 73H161V71H160L161 69H159V70L156 69ZM4 71L6 72L7 75L10 73V74H9L10 77L8 76V79H5V78H7V75L4 73ZM40 71H41V72H40ZM46 71L49 72V75H50V76H51L52 73H53V75L51 76V78H50V76L48 75V73H47ZM53 71H54V72H53ZM56 71H57V73H59V74H57ZM58 71H61V72H58ZM64 71H65V72H64ZM74 71H75V73H74ZM89 71H90V72H89ZM101 71H102V72H101ZM159 71H160V72H159ZM209 71H210V72H209ZM2 72L4 73V75H2V74H3ZM44 72H45V73H44ZM62 72H63V73H62ZM78 72H79V73H78ZM106 72H110V71H106ZM116 72H117L118 76H117ZM145 72H146V73H145ZM147 72H148L149 74H148ZM259 72L262 73V72H264V71H263V70H259ZM259 72H258V73H259ZM55 73H56V74H55ZM61 73H62V74H61ZM64 73H65V74H64ZM87 73L89 74V76H88ZM122 73H123V74H122ZM126 73H127L128 76L126 75ZM143 73H145L144 75H145V76L147 75V76H146V77L143 76ZM205 73H206V74H205ZM260 73L257 74L256 76L259 77V76H261V75H264V73H262V74H260ZM54 74H55V75H54ZM81 74H82V73H81ZM121 74H122V75H121ZM124 74H125V76L128 77V78H126V81H124L125 78H121V77L124 76ZM140 74H141V75H140ZM155 74H156V73H155ZM155 74H154V75H155ZM42 75H43V77H42ZM56 75H57V76H56ZM58 75H59L60 77H59ZM73 75H74V76H73ZM119 75H120V76H119ZM157 75H158V74H157ZM157 75H156V77H157ZM5 76H6V77H5ZM46 76H48V77H46ZM54 76H56V78H55ZM66 76H67V77H66ZM68 76H70V77H68ZM106 76H105V77H106ZM125 76H124V77H125ZM2 77H3L4 79H3ZM44 77H45V78H44ZM86 77H87V78H86ZM96 77H97V76H96ZM98 77H99V76H98ZM131 77H132V79H131ZM154 77H155V76H153V78L151 79L153 83H154V81H153ZM156 77H155V78H156ZM185 77H187V76H185ZM258 77H257V79H258ZM9 78H11V80H10ZM38 78H40V79H38ZM41 78H43V79H41ZM47 78H50V79H47ZM53 78H54V79H53ZM57 78H58L59 80H57ZM66 78H67V79H66ZM68 78H71L72 80H74L73 82H75V83L71 82V80L68 79ZM81 78H82V80H81ZM110 78L107 77V79H110ZM134 78H136V79L134 80ZM146 78H147V81H145ZM157 78H158V77H157ZM260 78H261V77H260ZM36 79H38V80H36ZM52 79H53V81H56V80H57V83H56V82L54 83V82L52 81ZM63 79H64V80H63ZM83 79H85V82H84ZM122 79H123V80H122ZM9 80H10V81H9ZM39 80H40V81L42 80L43 82H42V81L40 82ZM49 80H50L51 82H50ZM62 80H63V81H62ZM65 80H66V81H65ZM78 80H79V79H78ZM119 80H120V81H121V80L123 81V84H122V85L120 84V83H122V81L119 83V82H118ZM154 80H155V79H154ZM202 80H204V79H202ZM258 80H259V79H258ZM8 81L10 82L9 85H10L11 87L14 85V87H15L16 89H15L14 87H12V88L9 87V85H7V84H8ZM33 81H34V82H33ZM37 81H38V82H37ZM58 81H60V82H58ZM80 81H78L79 85L81 84ZM130 81L132 82L131 85L133 84L132 86L130 85ZM144 81H145V82H144ZM31 82H32V83H31ZM45 82H46V84H45ZM48 82L52 83V85H51V84L49 85ZM62 82H63V83L66 82V83L63 85ZM67 82H68V83H67ZM98 82H99V83H98ZM135 82H137V84H135ZM149 82H151V81H148V84H147V86H146V87H148V88H149L148 85H150ZM4 83H5V84H4ZM12 83H13V85H12ZM14 83H15V84H14ZM42 83L44 84L43 86H42ZM53 83H54V85H53ZM70 83L75 84V85L73 86V85L70 84ZM128 83H129V85H130L131 87L128 85ZM153 83H152V84H153ZM61 84H62V85H61ZM106 84H107V86H108V85H111V86H110L111 88H110L109 86H108V87L105 86ZM141 84H142L143 86H142ZM152 84H151L150 86H152ZM6 85H7L9 88H8ZM22 85L24 86V89H23V86H22ZM29 85H30V86H29ZM36 85H37V86H36ZM45 85H46V86H45ZM48 85H49V88H48ZM58 85H59V87H58ZM60 85H61V88H60ZM65 85H68V86H65ZM79 85H77V86H79ZM115 85H116V86H115ZM32 86H33V87H32ZM34 86H35V87H34ZM56 86H57V87H56ZM69 86H70V87H69ZM118 86H119V87H118ZM141 86H142V88H140ZM20 87H21V88H20ZM29 87H30V88H29ZM37 87H38V88H37ZM51 87H52V88H51ZM53 87H54V88H53ZM62 87H63V88H62ZM66 87H67V88H66ZM68 87H69V88H68ZM102 87H103V88H102ZM106 87H107L108 89H107ZM129 87H130V88H129ZM146 87H144L143 90H144ZM153 87H154V84H153ZM153 87H152V90L154 89ZM7 88H8V89H7ZM19 88H20V90H19V93H18V89H19ZM59 88H60V89H59ZM76 88H77V87H76ZM78 88H79V87H78ZM132 88H134V89H132ZM150 88H151V87H150ZM14 89H15V93H17V94H15V93L13 92ZM43 89H44V90H43ZM45 89H48V90H45ZM51 89H52V90H51ZM54 89H56V90H54ZM101 89H100V92L102 93ZM120 89H121V90H120ZM7 90H11L13 93H12L11 91H8V93L10 94V95L8 96L7 92H5V91H7ZM16 90H17V92H16ZM53 90H54V91H53ZM117 90L119 91L118 94L116 93V92H118ZM141 90H140V91H141ZM143 90H142L141 92H142V93L144 92V93H146V94H148V92L150 91L149 89L147 90V88L145 89V90H147L146 92H145V90H144V91H143ZM154 90H155V89H154ZM33 91H34V92H33ZM36 91H37V92L40 91V93H37ZM49 91H50V92H49ZM66 91H68V92H66ZM22 92H23L24 94H23ZM52 92H53V93H52ZM69 92H70V94H69ZM108 92H109V93H108ZM141 92H137V91H136V93H135V94H137L136 96L138 97V96H139L138 93L141 94ZM151 92H152V91H150V93H151ZM41 93H42V94H41ZM51 93H52V94H51ZM56 93H57V94H56ZM66 93H67V95H66ZM153 93H154V92H152L151 94H153ZM4 94H5V96H4ZM13 94H15V96H16V97H19V98H16ZM47 94H48L49 96H47ZM54 94H55V95H54ZM109 94H110V95H109ZM135 94H134V96H135ZM146 94H145V95H143V94L140 95L142 100H140V99L138 100V98L135 99L136 96L134 97L135 101H137L136 104L138 103V105H140V103H142V105H143V108H140V107H142V105H140V107L137 105L138 108L136 107V104L134 105V106H135V107H133V108H134V111H135V109L137 108L136 111H135V114H134V115H135V116L138 115L139 117L142 116V117H143V118L141 117L142 120L146 119V116H144L143 113H144V112H147V108H148V106H147V108H145V107H146V106H144V105H145V102H147L148 105H149L150 102H151V99H149V98L145 99V98H146L148 95H149L151 98H152V97L154 98L153 95L148 94V95L146 96ZM6 95H7V97H6ZM53 95H54V96H53ZM74 95H75V96H74ZM12 96H14V97H13V99H14L13 102H14L15 100H17V102H15V105H16L17 103L21 104V105H18V104H17L18 107H19V108H17V109H15V108L17 107V105H16V107H13L14 103H13V105H11V103H12V102H11V101H12ZM35 96H36V97H35ZM44 96H45V97H44ZM52 96H53V97H52ZM55 96H57V98H56ZM107 96H108V97H107ZM116 96H118V97H116ZM140 96H139V98H140ZM22 97H24V98H22ZM31 97H32V98H31ZM49 97H51V98H49ZM54 97H55V98H54ZM74 97H75V98H74ZM20 98H21V99H20ZM43 98H44V99H43ZM52 98H53V99H52ZM110 98H111V99H110ZM143 98H144L145 100H148V101H144ZM22 99H23V100H22ZM55 99H56V100H55ZM134 99H133V100H134ZM34 100H35V101H34ZM120 100H121V101L123 100V101L121 102ZM131 100H132V99H131ZM131 100H130V101H131ZM149 100H150V102H149ZM22 101H23V102H22ZM119 101L121 102L120 104H122L121 107H120V105H118ZM135 101H134V103H135ZM261 101H262V103H264V100H261ZM261 101H259L258 103L261 104V103H260ZM20 102H22V103H20ZM116 102H118V103H116ZM115 103H116V104H115ZM147 103H146V105H147ZM258 103H256V104H258ZM36 104H37V105H36ZM108 104H109V103H108ZM114 105H115L116 107H118L117 110H116V108H115ZM262 105L264 106V104H262ZM262 105H261V106H262ZM149 106H151V105H149ZM23 107H24V108H23ZM112 107H113V108H112ZM7 108H6V110H7ZM21 108H23V109H21ZM31 108H32V109H31ZM114 108H115V109H114ZM119 108H120L122 111H121ZM131 109H132V108H131ZM140 109H143V110H144V111H142L143 113H142V112H139V113L137 112L138 110L141 111ZM145 109H146V110H145ZM148 109H149V108H148ZM25 110H26V111H25ZM119 110H120L121 112H119ZM18 111H19L20 113H19ZM131 111H132V110H130V112H131ZM2 112L4 113L5 116L3 115ZM136 112H137V113H136ZM7 113H9V115H8ZM11 113H12L13 115H11ZM133 113H134V112H133ZM133 113H132V114H133ZM140 113H142L143 115H140ZM6 114H7V115H6ZM120 115H121V114H119V116H120ZM123 115H124V114H123ZM9 116H10V117H9ZM106 116L108 117V115H106ZM138 116H137V118H138L139 120H137L136 122L140 123V122H142V120H141V118H139ZM109 117H108V118H109ZM116 118H117V119H116ZM140 120H141V121H140ZM144 121H145V120H144ZM129 123H131V122L129 121ZM9 124H10V126H9ZM115 124H116V126H114ZM1 125H0V126H1ZM117 125H118V126H117ZM8 126H9V127H8ZM113 127H115V128H114L115 130L113 129ZM0 128H1V127H0ZM116 128H117V132H116ZM4 129H5L6 131H5ZM13 130H14V133L12 132ZM72 130H73V129H72ZM114 131H115V133H114ZM22 133H23V134H22ZM112 134H111V141H112V138H113V136H114V135H112ZM64 140H65V141H64ZM14 141H15V142H14ZM29 141H30V142H29ZM11 142H12L14 145H12ZM17 142H18V144H17ZM15 143H16V144H15ZM27 143H28V145H27ZM3 144H2V145H3ZM6 145H7V147H6ZM2 147H3V146H2ZM14 147H16V148L14 149ZM23 147H24V148H23ZM10 148L12 149V151H13V155H14L12 158L14 159V158L16 157V159L12 160V162L14 161L13 163H15V161H16L15 164H17V165L20 164V165H18L19 168H13V166H14V165L12 166L13 163H11V162H9L8 160H6L7 158H11V156H12V155L10 154V152L12 153V151H10V150H11ZM17 148H18V149H17ZM16 149H17V150H16ZM25 149H26V150H25ZM15 150H16V151H15ZM3 152H5V153H3ZM6 154H7V155H6ZM9 154H10L11 156H10ZM5 155H6V156H5ZM15 155H17V156H15ZM4 156H5V157H4ZM2 158H3V159H2ZM12 158H11V159H12ZM9 160H10V159H9ZM10 161H11V160H10ZM24 161H25V162H24ZM43 161H44V162H43ZM34 163H35V164H34ZM28 164H29V165H28ZM4 165H5V166H4ZM59 165H60V167H59ZM15 166H16V165H15ZM18 166H16V167H18ZM20 166H21V167H20ZM34 166H35V167H34ZM31 167H32V168H31ZM33 169H35V171H33ZM36 169H37V170H36ZM63 169H64V170H63ZM6 170H7V171H6ZM12 170H13V171H12ZM39 170H40V171H39ZM5 172H6V173H5ZM33 172H34V173H33ZM35 172H36V174H38L37 176H36ZM39 173H40V174H39ZM61 173H62V174H61ZM1 174H0V175H1ZM41 174H42V175H41ZM10 175H11V174H9V176H10ZM12 175H11V178H12ZM3 176H4V175H3ZM3 176H2V177H3ZM16 176H15V178H16ZM70 176H71V177H70ZM2 177H0V178H2ZM33 177H34V178H33ZM38 177H39V179H38ZM69 177H70V178H69ZM9 178H10V177H9ZM9 178H8V179H9ZM68 178H69L70 180H67ZM4 179H5V178H4ZM4 179H3V180H4ZM8 179H7V180H8ZM17 179L14 180L13 182L11 181V183H10V180H8V182L10 183V186H9L8 183H6V182H4L2 179H0L1 182H2V183L0 182V183H1V184H0L1 186H0V187L2 188V189H0V190H1V191H0V195H1L2 197H3L4 195H6V194H3V195H2V193H4V192L7 193L5 187L7 186V187L9 188V189L7 188V191H8V190L11 191V189H10V188H11V184L13 185L14 182H15V183H18V182H16ZM7 180H6V181H7ZM12 180H13V178H12ZM60 180H61V181H60ZM28 181H29V180H28ZM41 181H42V182H41ZM21 182H20V183H21ZM3 183H5V184H3ZM53 183H54V184H53ZM2 184L5 185V187H3ZM7 184H8V185H7ZM46 184H47V186H46ZM60 184H61V185H60ZM68 184H69V185H68ZM16 185H17V184H16ZM20 185H21V186H20ZM48 185H49V187H48ZM36 186H37V188H36ZM14 187H15V185H14ZM14 187L12 186V188H13V193L15 194V193H16V191H15L16 188L14 189ZM45 187L48 188V189L46 188V189H47V192H48V194L46 193V194H47L46 196H45V192H44V190H46ZM4 188H5V189H4ZM31 188H32V187H31ZM31 188L28 190V193L30 192V193H32V194L35 195V194H36V193H35L36 190H34V188H33V189H31ZM62 188H63V189H62ZM58 189H60V190H58ZM2 190H3V192H2ZM10 191L8 192V193H9V194H8V198L10 199V201L7 200V199H8V198L6 197L7 195L4 196L3 198H5V197L7 198V199H6V198H5V199L8 201V204H11V203H12V205H11L12 208L6 204L7 206H6V205H5V206L7 207V211H6V209L2 210V209H3V204H4V202L6 201L5 199H4V202H3L2 206H1V204H0V207H1V209H0V223L2 224V223L5 221V222L3 223L4 226L1 225L2 227H5V226H6L5 223H9V222H7V221H8V220H11V218H13L14 213H10V212H14L13 209H17L18 207H20V205H18V204L21 203V202H20V201H21L20 198L22 197L21 194L23 193V190H22V193H18V192H17V194H19V196L21 195L20 197L17 196V194H15L16 200H17V202H19V203H17V202H16V203L13 202V201H15V200H14L15 197H13V196H14V195H12L13 193L11 194V195H12V197H11V195H10L11 192H10ZM14 191H15V192H14ZM57 191H58V192H57ZM60 191H61V192H60ZM20 192H21V191H20ZM24 192H25V191H24ZM52 192H54V193H52ZM38 193H37V195H36V196L38 197V199H36V196H32V195H31V196H32V199H33V197H35V200H33L34 202L28 201V202H26V204L29 203V202L33 203V206L30 205L31 203L29 204V206H30V207H33L32 210H35V209L38 208L37 210H38L39 213L37 212V214H39V215H37V216L39 217V216L41 215V213H40L41 210H40V208H39L38 206H39V204L41 203L40 205H41V209H42V203H44L45 201H44V200H43L44 202L42 201V197H41V195L39 196ZM58 193H59V195H58ZM23 194H24V193H23ZM9 195H10V197H9ZM25 195L27 196L28 194H25ZM51 195H52V196H51ZM1 196H0V197H1ZM23 196H24V195H23ZM26 196H24V198H25ZM58 196H61V197H58ZM17 197H18L20 200H19ZM48 197H50V199H49ZM57 197L60 199V201L62 202V204L60 203V201H56V200H58ZM3 198H0V200H1V199L3 200ZM22 198H23V197H22ZM26 198H27V197H26ZM26 198L24 199V201H25V200H26V201L28 200V198H27V199H26ZM55 198H56V199H55ZM29 199H30V198H29ZM46 199H45V200H46ZM36 200H37V201L39 200V203H38ZM54 200H55V201H54ZM7 201H6V203H7ZM24 201L22 200V202L25 204ZM52 201H50V202H52ZM73 201H74V203H75L76 205L73 203ZM23 203H21V204H23ZM37 203H38V206H37ZM45 203H46V202H45ZM47 203H48V202H47ZM47 203H46V204H47ZM14 204H15V207H13ZM16 204H17L18 206H17ZM24 204H23V207L25 206ZM34 205H35L36 207H35ZM49 205L51 206V204H49ZM52 205H53V204H52ZM55 205H53L54 208H56ZM16 206H17V207H16ZM26 206H27V205H26ZM29 206H28V207H29ZM43 206H44V205H43ZM50 206H49V208H52V207H50ZM8 207H9V209H8ZM23 207H22V208H23ZM34 207H35V209H34ZM44 207H45V209H42L43 211L46 210L48 206H47V207L44 206ZM60 207L62 208V206H60ZM60 207H57V208H59V210H62V209H60ZM10 208H11V209H10ZM24 208H25V207H24ZM30 209H31V208H30ZM50 210L54 212V210H52V209H47L48 212H49ZM56 210H58V209H56ZM63 210H65V209H63ZM74 210H72V213H70L69 216L67 215V218H66V215H64V214H65L64 211H63L64 214H62V212L59 213V214H61V216H62V215L65 216V217H64V216L62 217V220H64L63 223H66L67 225L69 224L68 226L65 225V224H63V225L61 224V225H60V223H62V220H61V219H59L60 222H59V221H58V222H55V221L58 220L57 216H59V215H56V214H58L59 211H55V212H57V213H52V214H51V215H55V218H56V219L53 218L54 216H50V214L46 213L47 211H44V212H45L44 214H45L46 216L42 214V215L45 216V217H43L42 215H41L40 217H41V218L43 217V218H45V219H48V218H51V217H52V218H51V222H52V223H51V222H48V225H46V224H44V223H45L47 220H45V219H43V218H42V219H43V220H42L41 218H39V220H38V221H39V224H40V222H41L42 224L39 225L38 222H37V226H39V227L42 226V227H43V225H45V227H47V226H48V227H52V225H53V227H55V224L57 223V225L59 224V227L62 226L63 228H65V232H66V231L69 230V229H68L69 226H70V229H71V227H73V225H74L73 222H75V221H73V222L71 223V220H70L71 217H75V214L77 213L76 210H75V211H74ZM4 211H5V212H4ZM73 211H74V213H75V212H76V213L73 214ZM6 212H7V213H6ZM65 212H66V210H65ZM69 212H70V211H69ZM69 212H68V213H69ZM8 213H9V214H8ZM32 213H33V212H32ZM42 213H43V212H42ZM49 213H50V212H49ZM71 214H72V216H71ZM5 215H6V216H5ZM10 215H12V217L9 219ZM33 215H34V213H33ZM48 215H49V216H48ZM2 216H4V219L2 220L3 222H1V219H2L1 217H2ZM61 216H59V217H61ZM38 217H35V216H34L35 221H37ZM69 217H70V219H69ZM6 218H8V219H6ZM65 219H67V220L70 221V222H68V221L65 220ZM72 219L75 220V218H72ZM40 220H41V221H40ZM44 220H45V221H44ZM48 220L50 221V219H48ZM52 220H53L55 223H53ZM66 221H67V222H66ZM10 222H11V221H10ZM50 223H51V224H50ZM49 224H50V225H49ZM70 224H73V225L71 226ZM75 224H76V223H75ZM64 226H66V227H64ZM48 227H47V228H44L45 230H44L43 232H45V231L48 232V231H49V232L53 233L52 230H55V229L50 230L51 228L48 229ZM53 227H52V228H53ZM59 227H57V228L55 227V228L57 229V231H58L59 229H61L60 232L63 230V233H64V234H63V235L61 234L62 236L60 235L61 237H60L59 239H56V240H54V241H51V242H52V245L54 246V248H56L55 245H56L57 243H58V245H61V246H62V244H60V241L57 242V240L62 239V237L65 235L64 229H63L62 227H61V228H59ZM67 227H68V228H67ZM6 228H10V227H9V226H6ZM58 228H59V229H58ZM66 228H67V229H66ZM49 232H48V233H49ZM54 232H56V230H55ZM58 233H59V232H58ZM61 233H62V232H61ZM39 234H40L41 237H42V236H45L44 234H46V233H44V234L39 233ZM54 234H55V233H54ZM36 235H37V233H36ZM36 235H35V236H36ZM58 236H59V234L57 235L56 238H58ZM65 236H66V235H65ZM6 237H8V238H6ZM11 237H12V238H11ZM13 237H15V236H14V235H9V236L0 237V244H1V245L4 244V245H3V248H4L5 244L7 245L9 242H10V243H9L10 246H12V247L14 246V247H15V244H12V240H14V242H16V243H17V241H19V240H18V239L15 240L16 238L13 239ZM41 237H40V238H41ZM38 238H39V236H38ZM40 238H39V240H41V239H45V240H43V243H47V244L50 242V239H51V238H49V240H48V238L46 239V237H45V238L42 237L41 239H40ZM8 239H10V240H8ZM36 239H37V236H36ZM7 240H8V241H7ZM41 241H42V240H41ZM2 242H3V243H2ZM7 242H8V243H7ZM36 242H38V241H36ZM51 242H50V243H51ZM53 242H55L56 244L54 243V244H55V245H54ZM61 242H62V240H61ZM18 243H19V242H18ZM38 243H39V242H38ZM52 245H49L48 248H49L50 246H52ZM10 246H9V247H10ZM36 246H37L38 248L33 247L32 257H30V259H31V258H34V257L37 258L38 255H39V256H43L42 254H44L46 258L51 257L52 260H54V258L56 257V256L54 255V253H56L55 251H56L57 249H53V247H52V250H53L54 253H50V252H52V250H51V248H49L50 250H48V248L46 247V245H44V247H42V248H45V247H46V248H47L46 251H48V252L44 251L45 249H42L38 244H37ZM9 247H8V249H9V251H10V248L12 249V247H10V248H9ZM14 247H13V248H14ZM57 247H59V246H57ZM34 248H36L37 250H35V251H38L39 253H38V252H35V253H34ZM39 248H40V249H39ZM60 248H61V247H60ZM38 249H39V250H38ZM58 249H59V248H58ZM3 250H4V249H3ZM40 250H41V252H40ZM42 250H43V252H42ZM54 250H55V251H54ZM7 251H8V250H7ZM49 251H50V252H49ZM15 252L18 253L17 251H15V250L12 249V253H10V252H6V253H7L8 256H9V253H10V255H12V256H19V255H15ZM59 252H60V251H59ZM60 253L62 254V252H60ZM13 254H14V255H13ZM18 254H19V253H18ZM57 254H58V253H57ZM57 254H56V255H57ZM64 254H65V253H63L62 255L66 257L67 255H64ZM3 255H4V254H3ZM3 255L1 256L2 259L0 258V260H1L0 262H1L2 264H4V260H5V257H4V256H6V255H4V256H3ZM20 255H21V254H20ZM34 255H35V256H34ZM58 255H59V254H58ZM33 256H34V257H33ZM47 256H48V257H47ZM54 256H55V257H54ZM59 256H60V258H61V255H59ZM45 257H43V259H44ZM6 258H7V259H6L5 262H7V260H8V257H7V256H6ZM11 258H12V257H11ZM11 258H10V256H9L8 264H10V263L13 264L12 262H13L14 260L16 261V259H14V258H17V257H14V258H13L14 260H13L12 262H9V261L11 260ZM46 258H45V260H46ZM58 258H59V257H58ZM58 258H57V260H58V262H59V259H58ZM20 259H22V256H21V258L19 257V260H18V261H16V262L14 261V264H18V262L21 261ZM30 259L28 260L29 262L31 261ZM43 259L41 260V258H40L41 261L39 260L38 262H39V263L41 262L40 264H43L42 261H45V260H43ZM51 259L49 258V260H47V262H48V261L50 262ZM55 259H56V258H55ZM61 259H62V258H61ZM64 259H65V258H64ZM67 259H68V258H66L65 260H67ZM103 259H104V258H103ZM35 260H36V259H35ZM37 260H38V258H37ZM52 260H51V261H52ZM62 260H63V259H62ZM62 260H60V263L62 262L61 264H63V263H64V264H69L68 260H67L66 262H64V261H62ZM2 261H3V262H2ZM26 261H27V259L24 258V260L22 259V262H21V263L24 264ZM28 261H27V262H28ZM32 261H33V259H32ZM36 262H37V261H35L34 264H37ZM39 263H38V264H39ZM52 263L54 264L53 261H52ZM60 263H56V264H60ZM5 264H7V263H5ZM25 264H26V263H25ZM28 264H30V263H28ZM31 264H33V262H31ZM45 264H46V261H45ZM48 264H50V263H48Z\"/></svg>", "mask_w": 264, "mask_h": 264}]
</instances>
